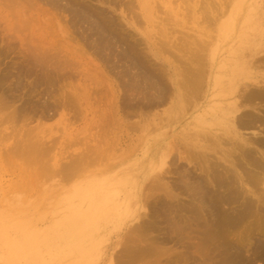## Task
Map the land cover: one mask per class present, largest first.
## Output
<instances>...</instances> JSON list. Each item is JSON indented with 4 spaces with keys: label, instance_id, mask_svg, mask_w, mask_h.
I'll list each match as a JSON object with an SVG mask.
<instances>
[{
    "label": "rangeland",
    "instance_id": "rangeland-1",
    "mask_svg": "<svg viewBox=\"0 0 264 264\" xmlns=\"http://www.w3.org/2000/svg\"><path fill=\"white\" fill-rule=\"evenodd\" d=\"M4 1L5 0H0V65H1L0 66V76H1V78H0V97H1V99L0 100L3 99L2 101H0V104L2 107V109L0 108L1 109L0 115H2V113L8 114L7 112L9 111V113H10L11 112L10 110L12 109L14 112L16 110V113H13V111L11 113H13V115L15 114L16 118H18V116L20 114H22V112L25 111L24 112L25 114L23 113L21 115V117L22 116H23L22 118L26 117L27 120L25 118L24 119H22V118H18V119L14 118L13 119L11 117H14V116L10 113V114H8L9 116L7 115L9 119L4 122L3 119L6 118V116H5L6 114L0 116V120L2 119L1 122L3 121V123L0 122L1 123L0 127L2 126L0 128V264H125V263L126 264H129V263L135 264L134 261L138 264H142V263L143 264H146V263L151 264L152 263L151 261H153L152 264H155V263L156 264H167V263L168 264H186V263L187 264H193L192 262H194V264H216V262H217V264L218 263L220 264V258H218V256H220L221 254H223V256H227V254H229V253H227L229 247L227 248L228 245L226 243H225V246H226L225 248H227L226 251L224 250L225 248H223L221 250L216 249V245L217 246L219 245V241H216L215 239H213V241L209 240V239H211V236L208 237L206 234V231H204L207 228H204V227L201 228L200 227L199 228L200 231H198V228L196 227V225H194L193 227H188V228L184 227L183 228L184 233H183V231H181L182 230L181 229L179 231L180 233L178 232V234H179L178 235L177 233H175L173 231V229L171 230L169 222H170V224H172V220L174 218L173 216H175L177 207L180 204H181L180 206H182L185 203L186 206L184 205V207L189 206V205H187V203L190 204L189 203L190 199L188 198V194L186 195V194H184L185 192L182 191L183 190L182 188L184 185H182L183 182H181L182 181L181 179H182L184 172L186 171L185 169H190L189 171H192L191 167L193 168V166H194L195 169L192 171V172H194L196 170V166L198 165V163L195 165H192V164H189L186 160H184V157H186L188 155L186 153L187 152L186 149H188V146L189 145L205 146L206 149L211 148V147L213 149V145L211 142H213V140L215 141L214 137H217L219 139H222L221 141L223 143L225 141V144L226 143L228 144V145H225V144L222 145V147L224 146L223 149L224 148L226 149V147H229V145H230L227 142L228 138L233 137L230 133V130L224 124L225 122L221 118L222 115H221V112H219L220 110L217 109L218 107H212V109L214 108V111H211V109L207 110L204 108L198 110L199 107L195 108L193 103L195 102L196 105H200L202 102H204L205 99L204 100H202V99L204 98V96L207 95V93L208 94H212V93L218 94L221 92L222 88L223 89L225 88V86L227 85V83L230 82V80L238 81L240 79L241 75L245 76V73L242 71H241V73L239 71H234L233 75L230 77L229 76L230 75L229 70H226V71L225 70H219V69H217V67L219 68L221 66V64H224V63L228 62L229 60H234V58L237 59L238 57L243 56V55H246V56L250 55L253 51L259 53V55L256 57L257 59H259L258 62L256 63V66L258 67L260 65L259 67H261V68L260 69L255 68L252 71V73L254 74V72H255L260 77H262V76L264 77V66H262V65H264V60H261L262 57H260V56L264 55L263 54L264 53V36L262 37V33H264V0H243L244 3L241 0H236V1L233 0V2L228 0V1H230L229 3L226 0H204V1L191 0V2H190V0H187V3L184 2V0H114L115 2L113 0H104V1L103 0H94V2H93V0H62V2H61V0H56V1L55 0H49V1L48 0H40V1L39 0H36V1L32 0L33 2L31 1L32 2L31 3L29 0L26 3H30V4L36 3V5L33 4L36 8L33 6L35 8V10H32L34 8H32V6L31 7L29 6L31 8V10H30L28 5H24V3H23V6L25 8L28 7V9H26V10L24 8L25 12L22 10L23 8L19 5H17L15 8L10 6L13 1L10 0L11 3L8 0H6V2H4ZM20 1L22 3L23 0H20ZM54 1L58 4L54 5V3H55ZM63 1L65 2V4ZM69 1H70L71 6L69 4ZM173 1H175V2H173ZM23 2H25V1H23ZM60 2H61L60 7H63V8H60L58 6L60 4ZM76 2H77V4H75ZM78 2L79 3L83 2L85 6L83 5L84 6L83 7L82 6L83 3H81V5H80ZM87 2H88V4H87ZM128 2H129V5H126L127 6L126 7L125 4H127ZM183 2L186 3V5ZM201 2H202V4H201ZM203 2H204V4L206 3L205 5L208 4L207 8H205V6L203 5ZM211 2H213V3H211ZM16 3H19V1L16 0L15 5H16ZM44 3H45V5H44ZM52 3H53V5H52ZM5 4L8 6H6ZM50 4H51V6H50ZM66 4L68 6H70V8ZM130 4H132V5H130ZM133 5H135V6H133ZM201 5H203V6H201ZM4 6H6L7 8ZM53 6H58L59 8L53 7ZM64 6H65V8H64ZM129 6L130 7L132 6V8H130ZM181 6L183 7V9ZM188 6H190V7H188ZM208 6H210L212 9L209 7L210 8V10H209ZM8 7H10V8L8 9ZM20 7H21V9H19ZM51 7H53L54 9ZM86 7H88V8H86ZM155 7H156V9H155ZM203 7L205 9V10H203L204 12L200 11L203 9ZM45 8H49V10H50V12H52V14L49 12L47 13L48 9H45ZM73 8H75V9L79 8L81 10H79V9L75 10ZM162 8H163V10H162ZM187 8H188V10H187ZM200 8H202V9H200ZM11 9H12V11H11ZM13 9H14V11H13ZM51 9H53V10H51ZM58 9L60 11L62 9V11L59 12ZM129 9H131V10H129ZM39 10L41 11L42 14H39L40 13ZM54 10L58 11L62 15L60 16V14L57 12V16H56L55 15L56 12ZM174 10H175V12H174ZM186 10L188 12H186ZM189 10L191 11L190 13H192L194 15L190 14ZM197 10L199 13L197 12ZM227 10H228V12H227ZM252 10H254V11H252ZM21 11H23V12H21ZM43 11L46 13L44 14ZM179 11L181 14L179 13ZM211 11H213V12H211ZM33 12H34V14H33ZM73 12L75 14L77 13L78 15H81L83 12L84 15L83 14L81 15L83 17L77 16V14L75 16V14ZM86 12L90 13V14L93 13L92 18L89 16V14L86 15L87 14ZM23 13H26L25 14L26 17L23 15ZM202 13H203V15H202ZM11 14H14L13 17ZM73 14H74L75 18L72 16ZM52 15L55 18L53 20H52V17H53ZM66 15H67V18H66ZM85 15L90 17L89 18L90 21H89V19H87L88 17H84ZM34 16H36V18H34ZM158 16H160V17H158ZM190 16H191V18H190ZM202 16H204V18L206 16L205 21H204V18ZM28 17H29V19H27ZM46 17L48 19H46ZM49 17H50V19H49ZM93 17L94 18L96 17L97 20L102 17V20H98L99 23L101 21L103 22V20L104 21L107 20L108 22H105V23H108V24L105 25V23H102V22L101 23L104 25H102L101 23L100 24L104 28L107 27L109 24L112 25L113 27L109 25L110 28L107 29L109 27L108 26L105 29L107 30V32L111 31L112 33H116V35L114 34L113 37H116L117 40L118 39L121 40L120 44L118 43V44L112 46V47H114L113 49H112V47L111 48L106 47L107 49L101 48L102 53L104 54L102 57L100 56L102 59L101 58L98 59V57H99L98 55H97V57L95 56V54L100 53V51L97 50L100 48L96 46L97 47V49H96V47H95L96 43L93 40V39H96V37H92L93 36L92 32H94V31L92 30V27H91V25L93 24L91 19H94ZM164 17H167V19ZM14 18H15V20H14ZM19 18H20V20H19ZM72 18H74L73 19L74 21H72L74 23L77 22L78 20H80L78 22V25H77V23H75V25H77V26L72 25V22L70 21ZM85 18H86V20H85ZM159 18H161V19H159ZM202 18H203V21H202ZM21 19L24 20L23 22H25V23H21L22 22ZM25 19L29 23H27ZM29 20H31V23ZM54 20L57 22L55 23ZM141 20H142V22H141ZM235 20H236V22H234ZM15 21H17V23ZM58 21H59V23H58ZM60 21H62V22H60ZM65 21H67V24L65 23ZM166 21H168V22H166ZM160 22H161V25H159ZM60 23H63V24H61V26H59ZM89 23H91V24H89ZM260 23H261V26H260ZM21 24H22V26H21ZM24 24H27V25H25V27H28L29 30L24 27ZM118 25H119V27H118ZM121 25H123L125 29H123V26L121 27ZM234 25H235V27H234ZM48 26H50V27H48ZM64 26L66 28H64ZM114 26H115V28L117 26V28H119L121 33L119 32L118 29H115ZM14 27L17 29H15ZM18 27H20V29ZM120 27L122 29H120ZM58 28L59 29L63 28V31H61L62 29L59 31ZM112 28H113V31H112ZM169 28H170V30H169ZM174 28H176V29H174ZM22 30H24V31H22ZM51 30H52V33H51ZM116 30L118 31L119 35L117 34ZM121 30H123V31H121ZM127 30H129V31H127ZM177 30H178V32H176ZM19 31H22V33ZM45 31H47V32H45ZM68 31H70V32L68 33ZM60 32H61L63 38L60 35ZM65 32H67L70 35L66 34ZM122 32H124V33L128 32V33L124 34ZM130 32L132 34L131 36H129ZM172 32H174V33H172ZM64 33L66 34L67 39L64 38L65 37L63 35ZM90 33H92V34H90ZM107 35H108V33H107ZM9 36H11V37H9ZM153 36H154V38H152ZM186 36H188V37L191 36V37L188 39ZM88 37H90V38L92 37L93 39L91 38L92 40L91 39L85 40V38H88ZM130 37H131V39H130ZM142 37H143V40L141 39ZM71 38H73V39H71ZM74 38L76 41L74 40ZM108 38H110L109 35H108ZM136 38H138L140 42L136 43V41H138V40H136ZM26 39H29V40H26ZM62 39L64 41L65 40H67V41L64 42ZM122 39H124V40H122ZM159 39L162 40V42H158ZM58 40H59V45H57ZM88 40L90 41L91 44L88 43L89 42ZM125 40H128V41H125ZM26 41H29L30 43L26 42ZM68 41H69V43H68ZM81 41H82V43H81ZM91 41L94 42V44ZM122 41H125V42H123L124 46L121 45V44H123ZM145 41H146V43L147 42H149V43L146 44ZM179 41H180V44L177 43ZM49 42H50V45L48 44ZM126 42H127L128 46H130L132 44L133 45L132 48L135 49L137 51V53L135 52V50H133L131 48V46L129 48L127 45H125ZM157 42H158V44H157ZM27 43H29L31 45V46L29 45V48L27 45L24 46ZM142 43H144V44L141 45ZM198 43H199V45H198ZM135 44H137V45L139 44L138 45L139 47L136 46ZM172 44L174 47L172 46ZM9 45H11V46H9ZM52 45H54V46H52ZM70 45L73 46L74 48L70 47ZM145 45H147V46H145ZM120 46L123 48V49L121 48V53H123V51L125 53V51L128 50V48H129V50L131 49V51H129V52H131V55H134V56H132L133 58L138 55L134 59V61L138 57H139L138 58L139 61L142 59V61H140L141 64L143 63L142 64L143 66L146 65V69H149L150 72L154 73V76L151 77L152 80L154 79L153 81L151 80V78L147 80L148 82L143 81L144 77L142 78V76L144 74L141 71H139V69H138L139 67H135L134 61L130 57H129V59H130V62H132V64L128 63L129 62L128 58H127L128 61H126V59L121 60V59H118V57L117 58L115 57L118 53L121 54L120 49H119ZM135 46L139 48V52L143 48L142 50H144V51L142 52V50H141V52L143 54H146V55L144 56L142 54L143 56H140L141 53L139 54V52L137 50L138 48H136ZM148 46H149V48H148ZM35 47H38V48H35ZM124 47H126V48L124 49ZM202 47H203V49H202ZM28 49L29 50L30 49H36L34 51H31V50L30 51L32 53L34 52L35 56L37 55V57L40 56V55H38V54H40V52L43 54L44 52L49 50L50 52L49 51L46 52V54L49 53L48 55H46L45 53H44L45 54L44 56L41 55V57L44 58V61H45V59H47L46 56L51 55V57H52L54 55L55 59L52 60L53 63L55 62V60H56V63H55L56 65H57V63H59L62 60H63V62H60V64L65 63V65L64 64H62V65L58 64L60 66L57 65L58 66L57 67V66L53 65V63L50 61L51 58L49 57L48 58L49 61H46V62H50L48 64L52 63L51 66H53V68L54 67L64 68L67 65L66 61H68V65H72V66H69V67L67 66L64 69L66 71H69L67 73L71 72V75L74 74L75 75L74 78H73V76H71L73 78L72 79L70 77V74L66 73L67 75H69L68 77H70V80H69V78H67L66 74H64V75L66 76L67 80L64 76L62 77L63 79H61V78L58 79L57 77L62 76V74H60V73L64 69L60 68L59 69L60 73L54 72V76H53V74H51V73L53 72L52 70H54V69L50 68V70L48 71V69H49L48 66H50V65L45 66L47 63L42 64V63L38 62L40 65L42 64L41 66H42V68H44V70H42L41 66L39 64H36L37 61H40V59L39 60L37 59V61L35 60L36 61L35 64L38 67H35L34 64H33V66L35 68H33V66L31 67V63L34 61L32 59H34L35 57L30 58L29 56H27V53L30 52ZM81 49H82L84 55H83V53L80 54ZM110 49H112L113 51L115 49V51H114L115 54L112 53L113 51H111ZM116 49H118V50H116ZM60 50H62L63 52H59ZM79 50H80V52H79ZM93 50H96L99 52L95 53L96 51L93 52ZM103 50H105L106 53H104ZM106 50H108V51H106ZM70 51L74 52L73 53L74 55L70 54V53H72ZM132 51L135 52L136 55ZM166 51H167V53H166ZM261 51H263V52L261 53ZM31 52L28 55H30ZM64 52H66V53H64ZM85 52H87V53H85ZM109 52H111V53H109ZM77 53L80 54V57ZM223 53H225V54H223ZM55 54H58L57 57ZM64 54H66L67 56L69 55V57H66V55H64ZM32 55L33 54H31L30 56H32ZM185 55L187 58H188V56L190 58L185 59L186 58V57H184ZM24 56H26L27 59ZM60 56L64 57V58L62 59ZM110 56H111V58L114 57L113 58L114 62H113V59H109L112 61L108 60V57H110ZM118 56L120 58V56H122V54L118 55ZM103 57H106V60L109 63L105 60V58H104L105 62H101L103 60ZM28 58H30V59H28ZM43 58H42V62H43ZM65 58H66V60H64ZM149 58H151L150 62L152 63V65L149 62ZM58 59H60V60H58ZM69 59H70V63L73 61L71 64H69ZM117 59L120 61H117ZM4 60H5V62H4ZM27 60L29 62H31L30 60H32V62L29 63ZM76 60L78 62L80 61L81 63L80 62L77 63ZM115 60H116V62H118L119 65L116 64ZM211 61H213V62H211ZM88 62H90V63H88ZM121 62H123V63H121ZM126 62L132 66H128V64L125 65ZM147 62H149V64H147ZM28 63H29V65H28ZM206 63L207 64L209 63L210 65H213V64L215 65L216 70L214 71V74L213 73L210 74L209 67ZM97 64H98V67H97ZM104 64L105 65L108 64L107 67L109 68V71L113 73L112 75L109 74V71H107L108 68L105 67ZM113 64H115L119 68L114 67L115 65H113ZM191 64H192V66H191ZM202 65H204V66H202ZM152 66H154V67H152ZM189 66L191 68L193 67L192 70L195 68L194 69L195 71L193 70V72H195V76L193 75L194 73L190 74L192 71H189V70H191L190 68L188 69ZM70 67L73 68L74 70L69 69ZM129 67H133L131 69H132V71H136V73L131 72V70H129ZM196 67L198 69L203 67V70H204V68H205V70L208 69V70H206V71H208V73L206 71L202 72L200 70V73L201 72H202V74L204 73L203 75H205V73L208 74V76H207V74L205 75L207 77L208 82L206 81V78L205 79L202 78L204 76H201L200 73H198L199 71H196V70H198V69H196ZM57 68H55V69L57 72H59V70ZM88 68H90V69H88ZM100 68H104V69L102 70ZM112 68H115L116 70L114 69L115 70L114 71ZM127 68H128V70H127ZM179 68H181V69H179ZM33 69H35L36 71L34 70L32 72L31 70H33ZM45 69H47V71H45ZM117 69H118V72H117ZM151 69L156 70V73H155V71H152ZM10 70H12V71H10ZM232 70H233V66H232ZM95 71H96L97 75H96ZM99 71L100 72L103 71L104 73H106L105 75H107L108 77L105 76V78H110L111 76L113 77V75L116 74V75H114V77L115 76L116 77L113 80H116V79L117 80L114 82H111V81H113L112 77H111V79H105L102 77L103 72H101V74H100ZM166 71H167V73H166ZM188 71H189V73H188ZM46 72H47V74H46ZM160 72L162 74L159 75ZM180 72L182 74L186 73L187 75L185 74L182 76V74ZM196 72L201 77V79H203L204 83L206 84V85L204 84L206 88L204 86L202 87L203 84L201 86L195 85L193 90L188 92L190 90L189 84H190L191 80L195 81V78H196V80L198 79L201 81L200 77L196 74ZM40 73L43 75H41ZM62 73H63V71H62ZM118 73L120 75L119 76L120 79L118 77ZM126 73L127 74L129 73V75L127 76ZM140 73H142L141 76H137V74L140 75ZM168 73H170V75ZM9 74H10V76H9ZM122 74L124 76H122ZM157 74H158V76H156ZM176 74H177V76H176ZM23 75H24V77H23ZM90 75H94V76L90 77ZM5 76H7V78ZM97 76H99L100 79ZM125 76H126V78H125ZM134 76H135V79L133 81H134L135 85H134L133 81L130 82L132 80L131 78ZM186 76L187 77L190 76V78H189L190 80ZM196 76H198L199 78ZM216 76L218 77V80L220 82L219 84H217L218 87H220V88H218L216 86L217 88L215 90L213 88L215 87L214 85L216 82L214 83V80H216V78H217ZM10 77H11V79H10ZM121 77H124V78H121ZM50 78L52 81L49 80ZM128 78H130V79H128ZM183 78H187L189 80V82L187 79L185 80ZM192 78H194V79H192ZM6 79H9L10 81L6 80ZM18 79H19V82L22 79L20 83L18 82ZM140 79H142V80H140ZM107 80H108V82H106ZM109 80H111V81H109ZM136 80H139L140 82L138 83ZM159 80L160 81L163 80L162 83ZM172 80H175V81L177 80L178 83H179V80H180V82L184 81L183 83L179 84L180 86H178V89L180 91H182V92L185 91V92L189 93L190 95H191V93L192 94L194 93L192 96V99L189 100V102L187 101L188 104L190 103V101H192L190 103L191 105H188L187 102H184L183 104L185 107H183V110H180V112H176V110H174L173 105H174L175 99L173 96L174 88L171 85ZM28 81H29V84H28ZM50 81L54 84L50 83ZM118 81H119V83H118ZM155 81H157L158 83H156ZM185 81H187V82H185ZM203 81H201L200 84ZM102 82H103V84H102ZM109 82L111 83V85H109L110 84ZM121 82H123V83H121ZM125 82L128 83V85ZM129 82H130V84H129ZM154 82L156 83V85ZM69 83L71 84V86ZM124 83L126 84L125 87L120 86V84L123 85ZM131 83L133 84V86L131 85ZM140 83H142V84H140ZM146 83H149V84H146ZM19 84L22 87L18 86ZM64 84H66V86ZM115 84L119 85V86H116ZM208 84H210V85L208 86ZM222 84H223V86H222ZM61 85H64V86H61ZM73 85L74 86L76 85V87H75L76 90L74 89ZM150 85H153L155 87H157L158 85H162V86L164 85V87H166L165 89H167V91L165 93V90L163 92V90H161V86H158L160 88V89L159 88L158 89L161 90L160 91L161 93H159L160 98H163V96L166 97L160 105L159 104L156 105L157 103L160 102V101L158 102L157 99H155V96H158L157 93H155L156 95L153 94V96L150 95L151 97H153L152 98L153 100H151L150 96L147 97L148 99H146V97H144V96H146V94L145 95H143V94L146 92L147 88H149ZM182 85H186L187 87L186 86L183 87ZM36 86H38V87H36ZM48 86H50V87H48ZM12 87H14V88H12ZM53 87H55V88H53ZM72 87H73V89H72ZM109 87L111 88L110 89L111 91H109ZM134 87L136 90L134 89ZM138 87H139V89H137ZM20 88H21V90H20ZM77 88H79L80 91L77 90ZM130 88H131V90H130ZM132 88L134 89V92H133ZM200 88H201V90H200ZM202 88L203 89L205 88V89L202 90ZM7 89H9V90H7ZM17 89H18V91H17ZM53 89H54V91H53ZM59 89H61V91H62L61 94H60L61 91ZM86 89H88V90H86ZM101 89H102V91H101ZM127 89H128V91H127ZM141 89H144L143 90L144 93ZM93 90H96L97 95L95 94V91L93 93ZM15 91H17V92H15ZM108 91H109V94L111 92L110 95H108ZM129 91H131V92H129ZM203 91H206V92H203ZM15 93H17V94H15ZM59 94L60 95L63 94L62 95L63 97H61ZM114 94L116 97L114 96ZM167 94H170V95L167 96ZM195 94H197V97H201L202 99L199 98V100H198L197 97H196L197 98L196 99L194 97ZM52 95H53V99L51 97ZM71 95L74 96V99L77 100L78 103L75 102V100H73ZM36 96H39L38 99ZM41 96H43V97H41ZM68 96H71V97H68ZM126 96L128 97L127 98L128 100L126 99ZM57 97H59V98H57ZM104 97H107V98L104 99ZM111 97H112V99H111ZM118 97H119V99H117ZM129 97L134 98V99L137 98V100L134 101V99H129ZM149 97H150V99H149ZM19 98H22V99H19ZM66 98H67V100L65 103ZM69 98L72 99L71 102L68 101ZM113 98H114L115 102H114ZM138 98H140L139 102H138ZM28 99H29V101H28ZM97 99L99 101H97ZM124 99H126L127 101H129V100H131V101L133 100V101L132 102L130 101L127 104L125 103V105H126L125 106V105H123L124 102L126 101ZM220 99H222V98H220ZM220 99L218 98V100H220ZM116 100L119 101L120 104H122L121 108H120L119 103L116 102ZM123 100H124V102H123ZM149 100H150V102L151 101L153 102L152 105L149 104L150 102L148 103L150 106L147 104V102ZM39 101L40 102L43 101V102L39 103ZM53 101H54V103H53ZM109 101L112 104L116 103L115 106H113V107H115L114 108L115 110L112 109L113 107L110 105L111 103ZM121 101H122V103H121ZM142 101H145L144 102V103H146V104H144L145 106L142 104ZM2 102H3V104H6L7 106L6 105L2 106ZM5 102H7L8 104ZM137 103L139 106L137 105ZM140 103H141L142 111L140 109L141 108ZM108 104H109V107L111 110L109 109ZM153 104H154V106H153ZM128 105H131L130 106L131 108L127 107ZM262 105H264V103H262ZM14 106H17V109ZM134 106L138 107L139 109L138 108H134V109L135 110L138 109L139 111H141V113L138 112V110L133 111L132 108ZM5 107L7 109H5ZM46 107H47V109H46ZM126 107H127V109L128 108L132 109L131 112L132 111L135 112V115L133 112H132L133 115L131 113H130L131 114L130 115L129 112H127V113L124 112L123 109ZM143 107L145 108V110L147 109L146 107H149V109L147 111H145ZM74 108H76V110ZM106 108H108L109 110H107ZM127 109L125 111H127ZM249 109H251V108H249ZM260 109L262 111L264 110V108H261V107H260ZM19 110L21 112L20 114H19ZM113 110L115 112L117 111L119 113L118 114L116 112L117 115L115 114L117 118L110 116L111 114L113 115V113H114ZM43 111H45V112H43ZM107 111L108 112L110 111V113H107ZM251 111L253 114L260 115L259 112L254 111L253 109H251ZM75 112H76V114H75ZM136 112L138 113V116L136 115L137 114ZM142 113H144V114L146 113L145 114L146 116ZM106 114H107V116H106ZM128 114L130 115V117ZM24 115H26V116H24ZM51 115H53V116H51ZM103 115H105L106 117L110 116V118L112 117L111 118L112 120L108 118V121L111 120L112 122L109 121L110 124H107V122H106L107 118L106 117L103 118L102 117ZM77 116H78V119H77ZM31 117H33V118H31ZM38 117H39V119H38ZM40 118L42 119L43 122L41 121ZM71 118H72V120H71ZM101 118H102V120H101ZM10 119L14 120V122L12 121V124H11V122H9ZM19 119H22V122L17 123L19 125H17L18 127H16V120L19 121ZM44 120H46V121H44ZM7 121H8V123H7ZM100 121H102L103 123ZM115 122L118 123V125ZM39 123H42V124L40 125ZM101 123L103 124V126ZM3 124H4V126H3ZM26 124H27V126H30V127L25 128ZM36 124H38L40 126H38ZM121 124H123V125H121ZM35 125H36V127H39V128L34 127ZM11 126L14 127L13 128L14 132L12 131ZM19 126H20V131H18L17 136H16L15 133L19 129ZM33 127H34V129L36 128V130L33 131L34 133L33 132L29 133L30 129L32 131ZM16 128H17V130H15ZM46 128L49 130V131L47 130L48 132L45 130ZM107 128H108V130H107ZM24 130L27 133H29V137H31L30 134H32L34 136V138L32 139V137H31L32 140H30V138L27 137L28 134L24 136L23 135ZM27 130H29V131H27ZM3 131H4V133H3ZM11 132L14 135L11 134ZM241 132L248 134V135H246L247 137H252V136H255V134L258 133L259 130H257V129L244 130V131L241 130ZM49 133H50V135H49ZM9 134L11 136H13L12 137L13 139H14V136H16L18 139L17 141L19 142V140H20V142H19L20 144H21V141L23 140L22 141L23 146L21 145L19 148L21 150L24 147L23 152H25V150H26L25 145H28V143H26V140H29V144H31L30 141L33 144H35V143L36 144L37 143L42 144L43 143L42 144L43 146L41 145L39 149H41V147H45L46 149L48 148L47 149L48 151L46 149H44L43 153H42L44 156V153L47 152L46 154L48 156H46V158H45L47 160H44L45 156L41 157L43 159L41 160V158H40V160H41L40 164L42 163L43 160H44L43 161L44 163H42L41 165L39 164L41 167L39 165H36V167H35L31 164L30 160H28L29 161V163H28L27 160L23 161L24 159H27V158H24V157L21 158L19 156L20 153L22 156V150L21 151L17 150L20 153H18L17 151H16L17 153L15 152V154L10 153L11 151L12 152L14 151L13 149H15L14 146H16V144H15L16 138H15V140H13L11 138L13 140L12 141L10 139ZM221 134H222V136H221ZM223 134H224V137H223ZM59 135H61V136H59ZM97 135H100V136H97ZM3 136H4V140H2ZM6 136H7V138H9V140L6 138ZM22 136H24L23 137L24 139L21 138ZM94 136H96V138ZM59 137H61V138H59ZM102 137H103V139L100 140V138H102ZM205 137L210 139V140H207ZM41 138H43V139L41 140ZM55 139H57V142L55 141ZM36 140H37V142H35ZM18 142H17V144L19 145ZM55 142H56V144H55ZM45 143H47L46 146H44ZM52 143H54V145H52ZM73 143H74V146H73ZM32 145H31V147H27L28 148L27 150H29V148H32ZM11 146L13 147V149ZM34 147L35 146H33V148ZM50 147H52L53 149H51ZM54 147H55V149H54ZM97 147L99 148L100 152L98 151ZM10 148H11V150H10ZM173 148H179L178 150L180 151V156H179L177 151L176 152L173 151ZM95 150H96V152L93 153ZM40 151H39L38 155L41 154ZM4 152H6V153L4 154ZM49 152H51V153H49ZM81 152H82V155H84L85 153L88 155L89 154L88 152H91V154H89V156L91 158H97V159H95V161H97V163L93 159L91 160V158H90V161H94V162H91L92 163L91 164L89 162V160H88L89 163L86 161V164H88V165L84 164L83 166H81L83 171L80 170L79 172L75 173L74 175L70 174V176L72 175L71 177L69 175H66L65 172H61V171H59V172L63 175H60V173H59L58 175H60V176H57L58 172L55 175V170L57 168H58V170L61 169L60 167H62V165L64 166V164L71 162L72 159L75 158V156H79V154L81 155ZM181 153H182V155H181ZM212 153H214L211 156L212 159L219 158V156L215 154L216 153L215 151H212ZM82 155H81V157H83ZM39 157H40V155H39ZM181 157H182V159H181ZM19 158L23 159V160L21 161ZM29 159H31V158H29ZM51 159H53V160H51ZM46 163H48V165H46ZM175 163H177V165H182V166L176 167V165H174ZM38 166L40 168H38ZM42 166H44V167H42ZM47 167H49L50 171H48ZM174 167L176 169L178 168L177 170L180 171V173L178 172L179 174L177 173V170H175ZM181 167L182 168L184 167L185 169H183L181 171ZM37 168H38V171H36ZM168 169L170 172L171 171H173V172L170 173L168 171ZM28 170H29V172H28ZM196 171H198L197 174L200 173L199 170H196ZM196 171L194 173H196ZM49 172H51L52 174ZM181 172L183 174H181ZM168 173H170V174H168ZM156 175H158L160 179H155L156 183H154L153 188L150 190L151 191L150 192L148 190V187L151 185L152 180L156 177ZM164 175L165 176L167 175V176L165 177ZM163 176H164V178H163ZM51 177H52V179H51ZM60 178H61V180H60ZM66 178L68 180H66ZM174 178H175V180H174ZM109 179H113L117 185L118 184L121 185L118 188V190L121 192L122 195L129 196L130 199L135 200V201H133L134 203H133L131 210H126V213H124L123 217L117 216V215L113 216L112 214H110L106 217L101 218L99 221H97V220L94 221L95 222L94 225L93 224H90L87 226L84 225L80 228V226L78 224V222H80V221H78V219H77V214H79V212L81 210L85 209V207H86L85 203L88 202L87 199H89V197L91 196L93 191H96V189L93 188V184L96 183L97 180H99L101 182H103V181L106 182V180H109ZM176 179L178 182L179 181L180 182L178 183L176 181ZM125 180H127V181H125ZM141 182H142V185L140 186ZM164 185H166V186H164ZM171 185H172L173 189H171ZM176 185H178L180 190H178ZM180 185H182V186H180ZM154 186H156V188ZM157 186H159V187H157ZM140 188H142V189L138 195L137 193H138V190ZM261 190H262V188H261ZM181 191L183 192V194H180ZM166 192L170 193V194H168V196L171 194L172 195L178 194L177 198L179 200L177 201L175 199L174 202L180 203V200H181V203L175 204L173 202V200H171L170 197L168 198L166 196L167 195ZM262 192H264V190H262ZM146 197H147V199H146ZM153 197H155V198H153ZM158 197H160V198H158ZM166 197H167V199H165ZM138 200H139V203H138ZM147 200H149V201H147ZM170 202L173 204V206ZM170 205L172 206V208ZM168 207H169V209L171 208V210H169ZM165 209H166V211H165ZM178 209H184V208L178 207ZM158 210L160 212H163V213H160ZM167 210H169L168 215H167V213H165V212H167ZM153 211H154V213H153ZM148 214H149V216H147ZM181 214L185 215V211H182ZM177 216L179 217V213H177ZM177 216H175V217H177ZM162 217H164V219ZM169 217L171 219H169ZM144 220H146L145 222L147 224L144 222ZM153 222H155V223H153ZM160 223H162V224H160ZM135 225H136V229H135ZM168 225H169V227H168ZM157 226L159 228H157ZM142 227L143 228L145 227V228L143 229ZM149 227H152V228L149 229ZM165 228H166V230H165ZM168 228L170 231L168 230ZM191 231L193 232L191 235L192 237L190 236ZM194 231H195V234H194ZM165 232H166V234H165ZM156 233H158V235H156ZM199 233H200V235L202 233V236L205 237L204 239H207L206 244H205V240H202V243L200 242L201 239L198 236ZM143 235H145V237ZM226 235L228 236V239H229V237H231L230 235H232V234H230V233L228 234V232H227L226 234H224V236H226ZM136 237L138 240L136 239ZM171 237H172V239H171ZM184 237H185V239H184ZM233 237L234 236H232V238ZM139 238L141 241L139 240ZM148 238H151L152 240H150ZM134 239H135V241H134ZM223 239H225V237ZM228 239L226 238L225 241L226 240H227L226 242L233 241V239L232 240L231 239L228 240ZM132 240H133V242H132ZM142 240L144 243L142 242ZM208 240H209V242H208ZM139 241L141 243L140 245H139V243H137ZM193 241H194V243H193ZM185 242L187 245L185 244ZM199 242L201 243V245L199 244ZM133 243H136V244H133ZM151 244H152V246H151ZM132 245H133V247H132ZM144 245H147L148 247L144 246ZM152 247H155V248H152ZM141 248H142V250H141ZM217 248H219V247H217ZM152 249H154V250H152ZM187 249H189V250H187ZM202 249L204 252L203 254H201ZM211 250H212V252H211ZM218 250H219L218 253H220V255L217 254ZM143 251L146 252L147 254H145ZM133 252H135V254ZM192 252L196 256L194 254H192ZM141 255H142V257H139ZM175 255H177V257ZM173 256H175V257L173 258ZM192 256H194V257H192ZM135 258H140V259L136 260ZM186 258H187V260H185ZM214 258H216V259H214ZM249 258H250L249 264H253V263L254 264H259V263L264 264L263 263L264 257H262V258L258 257L257 258L256 256L249 254ZM138 260H140L139 261L140 263L138 262ZM260 260H262L263 262L262 261L260 262ZM172 261L174 263H172ZM252 261H253V263H252Z\"/></svg>",
    "mask_w": 264,
    "mask_h": 264
},
{
    "label": "bare ground",
    "instance_id": "bare-ground-1",
    "mask_svg": "<svg viewBox=\"0 0 264 264\" xmlns=\"http://www.w3.org/2000/svg\"><path fill=\"white\" fill-rule=\"evenodd\" d=\"M8 1H10V0H8ZM7 1V2H8ZM11 1H13L12 2V4L10 5V6H12V7H16L17 5H19V6H21L23 9V11L25 12V10L26 9H28V7L30 6H32V8H34L35 6L34 5H36V3H33V4H30V3H26V2H28L29 0H23V1H25V2H23L22 1V3H21V1L20 0H18L19 1V3H16V5H15V2H16V0L14 1V0H11ZM11 1H10V3H11ZM32 0H30V2H31ZM33 1H36V0H33ZM32 1V2H33ZM40 1V0H39ZM49 1V0H48ZM56 1V0H55ZM54 1V2H55ZM104 1V0H103ZM114 1V0H113ZM201 1H204V0H201ZM228 3L230 2V1H232L233 2V0H230V1H228V0H226ZM236 1V0H235ZM241 1H243V0H241ZM4 2H6V0L4 1ZM31 2V3H32ZM44 2V1H43ZM42 2V3H43ZM53 2V3H54ZM59 2V1H58ZM61 2H62V0H61ZM61 2H60V4L58 5L59 7H60V5H61ZM64 2V1H63ZM84 2V1H83ZM83 2H78L80 5H81V3H83ZM93 2H94V0H93ZM115 2V1H114ZM134 2V1H133ZM159 2V1H158ZM162 2V1H161ZM173 2H175V1H173ZM184 2H186L187 3V0H184ZM183 2V3H184ZM190 2H191V0H190ZM9 3V2H8ZM14 3V4H13ZM23 3H24V5H28V7L27 8H25L24 6H23ZM41 3V2H40ZM39 3V4H40ZM53 3H52V5H53ZM73 3V2H72ZM169 3V2H168ZM186 3H184L185 5H186ZM211 3H213V2H211ZM239 3V2H238ZM237 3V4H238ZM243 3H244V1H243ZM21 4V5H20ZM38 4V3H37ZM49 4V3H48ZM55 4H58V3H54V5ZM64 4H65V2H64ZM69 4H70V1H69ZM75 4H77V2L75 3ZM87 4H88V2H87ZM115 4V3H114ZM118 4V3H117ZM116 4V5H117ZM201 4H202V2H201ZM206 4V3H205ZM204 4V2H203V5L205 6V8H207V5H205ZM4 5V4H3ZM6 5V4H5ZM44 5H45V3H44ZM67 5V4H66ZM79 5V6H80ZM84 5V3L82 4V6ZM126 5H129V2L127 3V4H125V6ZM130 5H132V4H130ZM203 5H201V6H203ZM218 5V4H217ZM230 5V4H229ZM6 6H8V5H6ZM6 6H4V7H6ZM18 6V7H19ZM34 6V7H33ZM48 6V5H47ZM50 6H51V4H50ZM49 6V7H50ZM58 6H53V7H58ZM68 6V5H67ZM70 6H71V4H70ZM70 6H68L69 8H70ZM81 6V7H82ZM85 6V5H84ZM83 6V7H84ZM133 6H135V5H133ZM157 6V5H156ZM166 6V5H165ZM200 6V7H201ZM214 6V5H213ZM21 7L19 8V9H21ZM29 7V9L31 10V8ZM53 7H51V8H53ZM58 7V8H59ZM82 7V8H83ZM127 7V6H126ZM130 7V6H129ZM182 7V6H181ZM188 7H190V6H188ZM210 6H208V9L210 10V8H209ZM215 7V6H214ZM230 7V6H229ZM228 7V8H229ZM7 8V7H6ZM10 7H8V9H9ZM24 8H25V10H24ZM36 8V7H35ZM35 8L34 9H32V10H35ZM44 8V7H43ZM42 8V9H43ZM60 8H63V7H60ZM64 8H65V6H64ZM67 8V7H66ZM86 8H88V7H86ZM101 8V7H100ZM125 8V7H124ZM130 8H132V6L130 7ZM153 8V7H152ZM158 8V7H157ZM176 8V7H175ZM174 8V9H175ZM186 8V7H185ZM220 8V7H219ZM242 8V7H241ZM45 9H48L49 10V8H45ZM54 9V8H53ZM53 9H51V10H53ZM73 9H75V8H73ZM77 9V8H76ZM75 9V10H76ZM79 9V8H78ZM77 9V10H78ZM155 9H156V7H155ZM159 9V8H158ZM182 9H183V7H182ZM190 9V8H189ZM200 9H202V8H200ZM212 9V8H211ZM47 10V13L49 12V13H51L52 14V12H50V10L48 11ZM79 10H81V9H79ZM84 10V9H83ZM91 10V9H90ZM129 10H131V9H129ZM161 10V9H160ZM159 10V11H160ZM162 10H163V8H162ZM161 10V11H162ZM187 10H188V8H187ZM186 10V12H188ZM191 10V9H190ZM189 10V13L191 12ZM203 10H205L204 9V7H203V9L202 10H200V11H203ZM11 11H12V9H11ZM13 11H14V9H13ZM23 11H21V12H23ZM29 11V10H28ZM40 11V10H39ZM46 11V10H45ZM55 11V10H54ZM58 11L59 12H61L62 11V9H61V11L58 9ZM58 11H55L56 12V16H57V12ZM67 11V10H66ZM92 11V10H91ZM94 11V10H93ZM97 11V10H96ZM133 11V10H132ZM157 11V10H156ZM158 11V12H159ZM166 11V10H165ZM184 11V10H183ZM232 11V10H231ZM252 11H254V10H252ZM44 12V11H43ZM58 12V13H59ZM72 12V11H71ZM76 12V11H75ZM95 12V11H94ZM105 12V11H104ZM164 12V11H163ZM174 12H175V10H174ZM182 12V11H181ZM197 12H198V10H197ZM204 12V11H203ZM209 12V11H208ZM207 12V13H208ZM211 12H213V11H211ZM225 12V11H224ZM227 12H228V10H227ZM12 13V12H11ZM29 13V12H28ZM46 12H44V14H45ZM64 13V12H63ZM70 13V12H69ZM74 13V12H73ZM80 13V12H79ZM87 13V12H86ZM85 13V14H86ZM96 13V12H95ZM98 13V12H97ZM167 13V12H166ZM179 13H180V11H179ZM184 13V12H183ZM188 13V14H189ZM199 13V12H198ZM15 14V13H14ZM14 14H11L12 15V17H13V15ZM25 14L26 13H23V15L25 16ZM33 14H34V12H33ZM39 14H42L41 13V11H40V13ZM43 14V15H44ZM60 14V13H59ZM75 14V13H74ZM74 14L72 15L73 17H74ZM77 14V13H76ZM76 14H75V16H76ZM81 14V13H80ZM82 14H83V12H82ZM81 14V15H82ZM89 14V16L92 18V15H93V13L92 14H90V13H87L86 15H88ZM181 14V13H180ZM190 14H192V13H190ZM225 14V13H224ZM54 15V14H53ZM52 15V16H53ZM62 14H60V16H61ZM81 15H78L77 14V16H81ZM84 15V14H83ZM84 16V17H88L87 19H89L90 17L89 16ZM151 15V14H150ZM165 15V14H164ZM183 15V14H182ZM186 15V14H185ZM192 15H194V14H192ZM202 15H203V13H202ZM16 16V15H15ZM20 16V15H19ZM47 16V15H46ZM51 16V17H52ZM59 16V15H58ZM69 16V15H68ZM207 16V15H206ZM206 16H205V18H204V16H202L203 18H204V21H205V19H206ZM211 16V15H210ZM216 16V15H215ZM223 16V15H222ZM26 17V16H25ZM81 17H83V16H81ZM103 17V16H102ZM102 17L101 18H99L98 20H102ZM158 17H160V16H158ZM185 17V16H184ZM195 17V16H194ZM213 17V16H212ZM34 18H36V16H34ZM66 18H67V15H66ZM65 18V19H66ZM71 18V17H70ZM75 18V17H74ZM74 18H72L70 21L72 22V21H74L73 19ZM94 18V17H93ZM104 18V17H103ZM115 18V17H114ZM134 18V17H133ZM164 18H166L167 19V17H164ZM190 18H191V16H190ZM203 18H202V21H203ZM214 18V17H213ZM216 18V17H215ZM17 19V18H16ZM27 19H29V17L27 18ZM46 19H48L47 17H46ZM49 19H50V17H49ZM53 19H55L54 18V16L52 17V20ZM57 19V18H56ZM95 19V20H94ZM94 19H91L92 20V22H93V24L95 25H91V27H92V30L94 31V32H92V33H90V34H92L93 36L92 37H96V39H93L92 37V39L94 40V42L96 43V45H95V47L97 46V47H99L100 49H97V47H96V49L97 50H99L100 51V55L97 53V52H99V51H96V50H93V52L94 51H96L95 53H97V54H95V56L97 57V55L99 56L98 57V59L99 58H101L104 54L102 53V49L101 48H103V49H107L106 47H109V48H111L112 46H114V45H116V44H120V42H121V40L120 39H118L117 40V38L116 37H113V35L115 34L116 35V33H112L111 31L110 32H107V30L105 29V28H107V27H103L102 25H104V24H102V23H105V22H108L107 20H103V22L100 24L99 23V21L97 20V18L95 17ZM112 19V18H111ZM110 19V20H111ZM145 19V18H144ZM159 19H161V18H159ZM165 19V20H166ZM170 19V18H169ZM208 19V18H207ZM222 19V18H221ZM14 20H15V18H14ZM19 20H20V18H19ZM22 20V19H21ZM26 20V19H25ZM37 20V19H36ZM58 20V19H57ZM85 20H86V18H85ZM97 20V21H96ZM116 20V19H115ZM171 20V19H170ZM181 20V19H180ZM210 20V19H209ZM218 20V19H217ZM24 20H22V22L21 23H25V22H23ZM30 21V23H31V20H29ZM43 21V20H42ZM80 20H78L77 22H75V23H77V25H78V22H79ZM84 21V20H83ZM89 21H90V19H89ZM117 21V20H116ZM164 21V20H163ZM173 21V20H172ZM207 21V20H206ZM213 21V20H212ZM16 23H17V21H15ZM26 22H27V20H26ZM54 22L56 23L57 21H55L54 20ZM60 22H62V21H60ZM70 22V23H71ZM141 22H142V20H141ZM166 22H168V21H166ZM165 22V23H166ZM234 22H236V20L234 21ZM27 23H29V22H27ZM58 23H59V21H58ZM57 23V24H58ZM65 23L67 24V21H65ZM75 23L74 22H72V25H74V26H77V25H75ZM170 23V22H169ZM210 23V22H209ZM215 23V22H214ZM220 23V22H219ZM222 23V22H221ZM61 24H63V23H60V25L59 26H61ZM65 24V25H66ZM89 24H91V23H89ZM106 24H108V23H105V25ZM129 24V23H128ZM173 24V23H172ZM213 24V23H212ZM25 25H27V24H24V27H25ZM56 25V24H55ZM120 25V24H119ZM119 25H118V27H119ZM124 25V24H123ZM123 25H121V27L123 26ZM159 25H161V22L159 23ZM158 25V26H159ZM170 25V24H169ZM174 25V24H173ZM18 26V25H17ZM21 26H22V24H21ZM83 26V25H82ZM94 26V27H93ZM110 26H112V25H110ZM110 26L107 28V29H109L110 28ZM126 26V25H125ZM168 26V25H167ZM198 26V25H197ZM260 26H261V23H260ZM16 27V26H15ZM14 27V28H15ZM23 27V28H24ZM48 27H50V26H48ZM113 27V26H112ZM120 27V29H122ZM161 27V26H160ZM234 27H235V25H234ZM19 29H20V27H18ZM25 28H27L28 29V27H25ZM64 28H66L65 26H64ZM74 28V27H73ZM76 28V27H75ZM114 28H115V26H114ZM167 28V27H166ZM15 29H17V28H15ZM59 29V28H58ZM62 29V30H61ZM61 29H59V31L61 30V31H63V28H61ZM77 29V28H76ZM115 29H118L119 30V28H117V26H116V28ZM123 29H125L124 28V26H123ZM174 29H176V28H174ZM25 30V29H24ZM24 30H22V31H24ZM29 30V29H28ZM87 30V29H86ZM111 30V29H110ZM164 30V29H163ZM169 30H170V28H169ZM172 30V29H171ZM234 30V29H233ZM22 31H19V32H21L22 33ZM58 31V30H57ZM76 31V30H75ZM112 31H113V28H112ZM121 31H123V30H121ZM126 31V30H125ZM127 31H129V30H127ZM165 31V30H164ZM18 32V31H17ZM45 32H47V31H45ZM70 31H68V33H69ZM87 32V31H86ZM116 32H117V34H118V31L116 30ZM119 32H120V30H119ZM169 32V31H168ZM176 32H178V30L176 31ZM180 32V31H179ZM51 33H52V30H51ZM58 33V32H57ZM66 34H68L67 32H65ZM63 34L65 37V39H67L66 38V34ZM107 33H108V35L110 36V38H108V35H107ZM121 33V32H120ZM122 33H124V32H122ZM126 34L128 33V32H125ZM124 33V34H125ZM172 33H174V32H172ZM141 34V33H140ZM184 34V33H183ZM60 35L62 36V34H61V32H60ZM68 35H70V34H68ZM73 35V34H72ZM119 35V34H118ZM132 34H131V32H130V35L129 36H131ZM169 35V34H168ZM12 36V35H11ZM11 36H9V37H11ZM43 36V35H42ZM46 36V35H45ZM76 36V35H75ZM142 36V35H141ZM167 36V35H166ZM173 36V35H172ZM264 36V33H262V37ZM14 37V36H13ZM12 37V38H13ZM68 37V36H67ZM72 37V36H71ZM81 37V36H80ZM118 37V36H117ZM169 37V36H168ZM167 37V38H168ZM188 39L191 37H188V36H186ZM29 38V37H28ZM62 38H63V36H62ZM83 38V37H82ZM90 37H88V38H85V40L86 39H91ZM152 38H154V36L152 37ZM30 39V38H29ZM29 39H26V40H29ZM69 39V38H68ZM71 39H73V38H71ZM91 39V40H92ZM130 39H131V37H130ZM142 40H143V37L141 38ZM157 39V38H156ZM13 40V39H12ZM15 40V39H14ZM25 40V39H24ZM63 40V39H62ZM74 40H75V38H74ZM122 40H124V39H122ZM136 40H138V41H136V43L137 42H140L139 41V39L138 38H136ZM167 40V39H166ZM176 40V39H175ZM178 40V39H177ZM45 41V40H44ZM64 41V40H63ZM65 41H67V40H65ZM64 41V42H65ZM76 41V40H75ZM89 41V40H88ZM87 41V42H88ZM125 41H128V40H125ZM125 41H122V43L123 42H125ZM172 41V40H171ZM26 42H29V41H26ZM43 42V41H42ZM46 42V41H45ZM44 42V43H45ZM92 42V41H91ZM94 42H92L93 44H94ZM135 42V41H134ZM158 42H162V40H160L159 39V41ZM158 42H157V44H158ZM164 42V41H163ZM175 42V41H174ZM197 42V41H196ZM30 43V42H29ZM29 43H27V44H25L24 46H28V48H29ZM68 43H69V41H68ZM75 43V42H74ZM81 43H82V41H81ZM88 43H90V41L88 42ZM87 43V44H88ZM145 43H146V41H145ZM149 42H147L146 44H148ZM178 44H180V41L179 42H177ZM176 43V44H177ZM43 44V43H42ZM47 44V43H46ZM45 44V45H46ZM49 45H50V42L48 43ZM85 44V43H84ZM91 44V43H90ZM89 44V45H90ZM144 43H142L141 45H143ZM40 45V44H39ZM57 45H59V40H58V44ZM61 45V44H60ZM66 45V44H65ZM122 46H124V43L123 44H121ZM125 45H127L128 46V44H127V42H126V44ZM136 46H138L137 44H135ZM140 45V46H141ZM150 45V44H149ZM168 45V44H167ZM198 45H199V43H198ZM197 45V46H198ZM202 45V44H201ZM9 46H11V45H9ZM15 46V45H14ZM31 46V45H30ZM52 46H54V45H52ZM88 46V45H87ZM94 46V45H93ZM126 46V47H127ZM131 46V48H132V44L130 45ZM130 46H128L129 48H130ZM135 46V47H136ZM145 46H147V45H145ZM172 46H173V44H172ZM57 47V46H56ZM63 47V46H62ZM70 47H73V46H71L70 45ZM85 47V46H84ZM90 47V46H89ZM126 47H124V49L126 48ZM139 47V46H138ZM138 47H136V48H138ZM174 47V46H173ZM186 47V46H185ZM32 48V47H31ZM35 48H38V47H35ZM46 48V47H45ZM74 48V47H73ZM94 48V47H93ZM92 48V49H93ZM114 47H112V49H113ZM116 48V47H115ZM121 46H120V53H121ZM129 48H128V50H126L125 51V53H124V51H123V53H121L122 54V56H120V58H119V56L118 55H121V54H117L115 57L117 58L118 57V59H126V61H128V59H129V57L131 58V59H133V61H134V59L138 56H136V57H132V56H134V55H131V52H129V51H131V49L129 50ZM142 48V47H141ZM145 48V47H144ZM148 48H149V46H148ZM153 48V47H152ZM164 48V47H163ZM218 48V47H217ZM259 48V47H258ZM3 49V48H2ZM40 49V48H39ZM85 49V48H84ZM91 49V48H90ZM112 49H110L111 51H113ZM123 49V48H122ZM133 49V48H132ZM143 49V48H142ZM141 49V50H142ZM176 49V48H175ZM192 49V48H191ZM201 49V48H200ZM202 49H203V47H202ZM13 50V49H12ZM29 50V49H28ZM31 51H34V50H36V49H30ZM29 50V51H30ZM38 50V49H37ZM74 50V49H73ZM78 50V49H77ZM116 50H118V49H116ZM133 50H135V49H133ZM138 50V52H139V48L137 49ZM141 50H140V52H139V54H140V56H145L146 54H143L142 52L144 51V50H142V52H141ZM152 50V49H151ZM30 51V52H31ZM40 51V50H39ZM44 51V50H43ZM47 51H49V50H47ZM46 51V52H47ZM67 51V50H66ZM106 51H108V50H106ZM114 51H115V49H114ZM114 51L112 52V53H114ZM199 51V50H198ZM206 51V50H205ZM232 51V50H231ZM30 52H28L27 53V56H29L30 58H33V57H35L34 59H32V60H36L37 61V59L39 60L40 59V61H37V63H36V61L33 63L32 62V60H30L31 62H29L28 60V62L29 63H31V67L33 66V64H34V66L35 67H38L36 64H39V63H42V64H44V63H47L45 66H47V65H50V66H48L49 67V69H48V71L50 70V68L51 69H54V70H52L53 72L51 73V74H53V76H54V72H56V73H60V68H62V67H59V68H57L58 66H60V65H62V64H64L65 65V63H62V64H60V62H63V60L62 61H60L59 63H57V65L58 64H60V65H56L55 63H56V60H55V62L53 63L52 62V60L53 59H55V57H54V55L51 57V55L50 56H46L47 57V59H45V61H44V58L43 57H41V55H45L46 54V52H44L43 54L40 52V54H38V55H40V56H38L37 57V55L35 56V53L33 52H31V54H33L32 56H30V55H28ZM50 52V51H49ZM59 52H63L62 50H60ZM58 52V53H59ZM70 52H72V51H70ZM79 52H80V50H79ZM78 52V53H79ZM92 52V53H93ZM103 52L104 53H106L105 52V50H103ZM133 52V51H132ZM135 52L137 53V51L135 50ZM135 52H133V53H135ZM152 52V51H151ZM252 52V51H251ZM263 51H261V53H262ZM5 53V52H4ZM8 53V52H7ZM64 53H66V52H64ZM74 52H72V53H70V54H73ZM77 53V54H78ZM81 53H83V51H82V49H81V52H80V54ZM85 53H87V52H85ZM109 53H111V52H109ZM136 53H135V55H136ZM145 53V52H144ZM147 53V52H146ZM166 53H167V51H166ZM169 53V52H168ZM189 53V52H188ZM193 53V52H192ZM19 54V53H18ZM49 54V53H48ZM48 54H46V55H48ZM54 54V53H53ZM60 54V53H59ZM76 54V55H77ZM80 54H78L79 55V57H80ZM115 54V53H114ZM113 54V55H114ZM143 54V55H142ZM148 54V53H147ZM151 54V53H150ZM149 54V55H150ZM171 54V53H170ZM169 54V55H170ZM223 54H225V53H223ZM264 54V53H263ZM56 55V57H57V55L58 54H55ZM63 55V54H62ZM64 55H66V54H64ZM74 55V54H73ZM83 55H84V53H83ZM109 55V54H108ZM148 55V56H149ZM173 55V54H172ZM196 55V54H195ZM259 55V53H257V52H255V51H253L250 55H243V56H240V57H238L237 59H235L234 58V60H229L228 62H226V63H224V64H221V66L218 68L217 67V69H219V70H229V72H230V77L233 75V73H234V71H239L240 73H241V71L242 72H244L245 73V76H240V79L238 80V81H235V80H230V82L229 83H227V85L225 86V88L223 89L222 88V90H221V92L220 93H218V94H214V93H212V94H208L207 93V95L206 96H204V98L202 99L201 97H197V94H195L194 95V97L196 98H198V100H199V98H201L202 100H204V102H202L200 105H196L195 104V102L193 103V105H194V107L196 108H198L199 107V109L198 110H200V109H202V108H204V109H211V111H214V108L212 109V107H218L217 109H219L220 111L219 112H221V115H222V119L224 120V124L227 126V128L230 130V133H231V135L233 136V137H229L228 138V143L230 144L229 145V147H226V149L224 148L223 149V147H222V145H224L225 144V141H224V143L221 141L222 139H219V138H217V137H214V139H215V141L213 140V142H211L212 143V145H213V149H212V147L211 148H208V149H206L205 148V146H194V145H189L188 146V149H186L187 150V156L186 157H184V160H186L189 164H192V165H195V164H197L198 163V165L196 166V170H199L200 171V173L199 174H197V172L198 171H196V173H194V172H192L194 169H195V167L193 166V168L191 167V170L192 171H189L190 169H185L184 167L182 168L181 167V171L183 170V169H185L186 171L184 172V174L181 172V174H183V176H182V181L181 182H183L182 183V185H184L183 186V192H185L184 194H188V198L190 199V204H188L187 203V205H189V206H187V207H184V205H185V203L182 205V206H180L181 204V200H180V203H178V204H180L178 207L180 208H184V209H178V207H177V210H176V214H175V216H177V213H179V217L177 218V217H175V216H173L172 218H173V220H172V224H170V222H169V225H170V227H171V230L173 229V231L175 232V233H177L178 234V232L181 230V231H183V228L185 227H193L194 225H196V227L198 228V231H200L199 230V228L201 227H204V228H207V229H205L204 231H206V234H207V236L209 237V236H211V239H209V240H212L213 241V239H215L216 241H219V245L217 246L216 245V249H219V250H221V249H223V248H225L226 246H225V243L228 245L227 246V248H228V252L227 253H229V254H227V256H223V254H221L220 255V253H218L219 252V250L217 251V254H219L220 256H218V258H220V264H249L250 262V258H249V254L250 255H254V256H256L257 258L259 257V258H262V257H264V192H262V190H264V110L262 111L261 109H260V107L261 108H264V105H262V103H264V77L262 76V77H260L259 75H257L255 72H254V74L252 73V71L255 69V68H261V67H257L256 66V63L258 62V60L259 59H257L256 57ZM261 55V54H260ZM72 56V55H71ZM101 56V57H100ZM112 56V55H111ZM111 56L110 57H108V60L109 59H113L114 57H112L111 58ZM147 56V57H148ZM199 56V55H198ZM197 56V57H198ZM231 56V55H230ZM24 57H26V56H24ZM45 57V58H46ZM51 58V62L53 63V65H55V66H57V67H54L53 68V66H51L52 65V63L51 64H48V63H50V62H46V61H49L48 60V58ZM61 57V56H60ZM59 57V58H60ZM66 57H69V55L67 56L66 55ZM75 57V56H74ZM77 57V56H76ZM88 57V56H87ZM177 57V56H176ZM175 57V58H176ZM184 57H186V55L184 56ZM183 57V58H184ZM196 57V58H197ZM260 57H262L261 58V60H264V55H262V56H260ZM21 58V57H20ZM30 58H28V59H30ZM42 58H43V62H42ZM62 59L64 58V57H61ZM60 58V59H61ZM89 58V57H88ZM87 58V59H88ZM104 58H105V60H106V57H103V60H104ZM115 58V59H116ZM128 58V59H127ZM139 58V57H138ZM138 58L134 61V65H135V67H139L138 69H139V71H141L144 75L142 76V78H143V81H147L148 79H150L151 77H153L154 76V73H152V72H150L149 71V69H146V65H142L141 64V62L140 61H142V59L139 61L138 60ZM188 58H190L189 56H188ZM187 57L185 58V59H188ZM22 59V58H21ZM26 59H27V57H26ZM25 59V60H26ZM60 59H58V60H60ZM68 59V58H67ZM80 59V58H79ZM102 59V58H101ZM117 59V61H120V60H118ZM144 59V58H143ZM150 59L151 58H149V62H150ZM233 59V58H232ZM64 60H66V58L64 59ZM74 60V59H73ZM101 61V62H105V60L104 61ZM138 60V61H137ZM145 60V59H144ZM143 60V61H144ZM191 60V59H190ZM196 60V59H195ZM198 60V59H197ZM77 61V60H76ZM107 61V60H106ZM109 61H112V60H109ZM124 61V60H123ZM132 61V60H131ZM147 61V60H146ZM204 61V60H203ZM4 62H5V60H4ZM16 62V61H15ZM26 62V61H25ZM39 62V63H38ZM65 62V61H64ZM67 62V65L65 66V67H69V66H72V65H68V61H66ZM73 62V61H72ZM71 62V63H72ZM80 62V61H79ZM78 61H77V63H79ZM108 62V61H107ZM113 62H114V59H113ZM112 62V63H113ZM115 62H116V60H115ZM149 62H147V64H149ZM194 62V61H193ZM211 62H213V61H211ZM263 62V61H262ZM29 63H28V65H29ZM36 63V64H35ZM70 63V59H69V64H71ZM81 63V62H80ZM88 63H90V62H88ZM109 63V62H108ZM111 63V64H112ZM121 63H123V62H121ZM128 63H131L132 64V62H130V59H129V62ZM127 62H126V64L125 65H127L128 64ZM151 63V62H150ZM199 63V62H198ZM202 63V62H201ZM41 64V65H42ZM92 64V63H91ZM96 64V63H95ZM103 64V63H102ZM101 64V65H102ZM110 64V65H111ZM116 64H118V62H116ZM197 64V63H196ZM207 64V63H206ZM260 64V63H259ZM40 65V64H39ZM40 65V66H41ZM113 65H115V64H113ZM119 65V64H118ZM123 65V64H122ZM151 65H152V63H151ZM208 65V67H209V72H210V74H214V71L216 70V67H215V65L213 64V65H210L209 63L207 64ZM262 65V64H261ZM1 66V65H0ZM22 66V65H21ZM33 66V68H35ZM74 66V65H73ZM91 66V65H90ZM93 66V65H92ZM95 66V65H94ZM100 66V65H99ZM103 66V65H102ZM104 66L105 67H107L108 66V64L107 65H105L104 64ZM121 66V65H120ZM128 66H132V65H129L128 64ZM127 66V67H128ZM191 66H192V64H191ZM197 66V65H196ZM202 66H204V65H202ZM232 66H233V70H232ZM262 66H264V65H262ZM26 67V66H25ZM30 67V66H29ZM44 67V66H43ZM64 67V68H65ZM97 67H98V64H97ZM114 67H118V66H114ZM134 67V66H133ZM133 67H129V70H131V72H133V73H136V71H132V69L131 68H133ZM152 67H154V66H152ZM183 67V66H182ZM41 68H42V66H41ZM55 68H57L58 70H59V72H57L56 71V69ZM64 68H62V69H64ZM75 68V67H74ZM108 68V67H107ZM111 68V67H110ZM119 68V67H118ZM123 68V67H122ZM184 68V67H183ZM191 69V70H189V71H192L190 74H193L194 76H195V72H193V70L195 69H193L192 70V68L189 66L188 67V69ZM47 69H45V71H47ZM69 69H73V68H69ZM88 69H90V68H88ZM100 69H104V68H100ZM99 69V70H100ZM113 70L115 69V68H112ZM179 69H181V68H179ZM196 69H198L197 67H196ZM35 69H33V70H31L32 72L34 71ZM40 70V69H39ZM42 70H44V68H42ZM65 70V69H64ZM64 70H62L63 71V73H62V71H61V73L60 74H62V76L61 77H57L58 79L59 78H61V79H63L62 77L64 76L65 78H66V76H67V78H69V80H70V77L71 76H73V78H74V74L73 75H71V72L70 73H67V72H69V71H64ZM74 70V69H73ZM72 70V71H73ZM95 70V69H94ZM98 70V69H97ZM96 70V71H97ZM116 70V69H115ZM114 70V71H115ZM123 70V69H122ZM126 70V69H125ZM124 70V71H125ZM127 70H128V68H127ZM136 70V69H135ZM152 70V69H151ZM162 70V69H161ZM166 70V69H165ZM200 70L202 71V72H205L206 70H208V69H206L205 70V68H204V70H203V67L202 68H199L198 70H196V71H199L198 73H200ZM10 71H12V70H10ZM36 71V70H35ZM38 71V70H37ZM71 71V70H70ZM96 71H95V73H96ZM107 71H109V68L107 69ZM106 71V72H107ZM121 71V70H120ZM123 71V72H124ZM152 71H155V73H156V70H152ZM160 71V70H159ZM173 71V70H172ZM180 71V70H179ZM189 71H188V73H189ZM195 71V70H194ZM51 72V71H50ZM74 72V71H73ZM72 72V73H73ZM92 72V71H91ZM101 72H103V71H101ZM101 72L99 71V73L101 74ZM117 72H118V69H117ZM126 72V71H125ZM138 72V71H137ZM182 72V71H181ZM180 72V73H181ZM185 72V71H184ZM202 72L200 73V75L201 76H204V77H202V78H206V81H207V77L205 76L207 73H208V71H206L207 73H205V75H203L202 74ZM232 72V73H231ZM10 73V72H9ZM39 73V72H38ZM70 74V77H68L69 75H67V74ZM142 73H140V75H138L137 74V76H141V74ZM166 73H167V71H166ZM179 73V74H180ZM198 73L196 72V74L198 75ZM227 73V72H226ZM243 73V74H244ZM11 74V73H10ZM10 74H9V76H10ZM15 74V73H14ZM41 74V73H40ZM46 74H47V72H46ZM49 74V73H48ZM59 74V75H60ZM64 74H66V76L64 75ZM79 74V73H78ZM77 74V75H78ZM106 73H104L103 72V74H102V77L103 78H105V76L106 77H108L107 75H105ZM109 74H113L112 72H110L109 71ZM127 74V73H126ZM153 74V75H152ZM160 74H162L161 72L159 73V75ZM169 75H170V73H168ZM182 74V73H181ZM186 73H183L182 74V76L183 75H185ZM2 75V74H1ZM17 75V74H16ZM15 75V76H16ZM41 75H43V74H41ZM56 75V74H55ZM81 75V74H80ZM84 75V74H83ZM96 75H97V73H96ZM95 75V76H96ZM114 75H116V74H114ZM114 75H113V77H114ZM129 75V73L127 74V76ZM165 75V74H164ZM187 75V74H186ZM192 75V76H193ZM218 75V74H217ZM18 76V75H17ZM91 76H94V75H90V77ZM120 75H119V73H118V77H119ZM122 76H124L123 74H122ZM133 76V75H132ZM156 76H158V74L156 75ZM176 76H177V74H176ZM180 76V75H179ZM191 76V75H190ZM190 76L189 77H187L188 79L190 78ZM193 76V77H194ZM199 76V75H198ZM198 76H196V77H198ZM207 76H208V74H207ZM227 76V75H226ZM4 77V76H3ZM6 78H7V76H5ZM23 77H24V75H23ZM52 77V76H51ZM77 77V76H76ZM84 77V76H83ZM89 77V76H88ZM98 78H99V76H97ZM112 77V76H111ZM111 77L110 78H105V79H111ZM112 77V80L113 79H115V77L113 78ZM117 77V78H118ZM185 77V76H184ZM200 77V76H199ZM198 77V78H199ZM217 77V76H216ZM221 77V76H220ZM219 77V78H220ZM0 78H1V76H0ZM13 78V77H12ZM30 78V77H29ZM33 78V77H32ZM48 78V77H47ZM55 78V77H54ZM64 78V79H65ZM67 78H66V80H67ZM72 78V77H71ZM72 78V79H73ZM121 78H124V77H121ZM125 78H126V76H125ZM131 78V77H130ZM130 78H128V79H130ZM138 78V77H137ZM136 78V79H137ZM140 78V77H139ZM166 78V77H165ZM174 78V77H173ZM187 78H183V79H187ZM195 78V77H194ZM194 78H192V79H194ZM222 78V77H221ZM10 79H11V77H10ZM16 79V78H15ZM39 79V78H38ZM42 79V78H41ZM46 79V78H45ZM84 79V78H83ZM100 79V78H99ZM119 79H120V77H119ZM118 79V80H119ZM132 80L130 81V82H132L134 79H135V76L134 77H132L131 78ZM162 79V78H161ZM160 79V80H161ZM167 79V78H166ZM187 79V80H188ZM200 79H201V77H200ZM6 80H9V79H6ZM22 80V79H21ZM21 80H20V82H21ZM31 80V79H30ZM44 80V79H43ZM49 80H51V78L49 79ZM48 80V81H49ZM65 80V81H66ZM85 80V79H84ZM90 80V79H89ZM96 80V79H95ZM104 80V79H103ZM117 80V79H116ZM116 80H113V81H111V80H109V81H111V82H114V81H116ZM140 80H142V79H140ZM151 80H152V78H151ZM150 80V81H151ZM154 80V79H153ZM152 80V81H153ZM159 80V81H160ZM190 80V79H189ZM189 80H188V82H189ZM198 80V79H197ZM196 80V78H195V81L194 80H191V82H190V90L188 91V92H190V91H192L193 90V88H194V86L195 85H199V86H201L202 84V87L204 86L205 87V83H204V81H203V79H201V81H203L201 84H200V80H198L197 81ZM10 81V80H9ZM46 81V80H45ZM52 81V80H51ZM50 81V83H52ZM55 81V80H54ZM59 81V80H58ZM93 81V80H92ZM102 81V80H101ZM124 81V80H123ZM138 83L140 82L139 80H136ZM158 81V80H157ZM157 81H155L156 83H158ZM163 81V80H162ZM162 81H160L161 83H162ZM167 81V80H166ZM8 82V81H7ZM18 82H19V79H18ZM19 82V83H20ZM24 82V81H23ZM34 82V81H33ZM63 82V81H62ZM69 82V81H68ZM73 82V81H72ZM86 82V81H85ZM106 82H108V80L106 81ZM130 82H129V84H130ZM136 82V83H137ZM148 82V81H147ZM154 82V83H155ZM159 82V83H160ZM184 82V81H183ZM183 82H180V80H179V83L177 82V80L175 81V80H172L171 81V85L173 86V88H174V94H173V96H174V99H175V101H174V110H176V112H180V110H183V107H185L184 106V102H189V100H191L192 99V96H193V94L191 93V95L189 94V93H187V92H182V91H180L179 89H178V86H180L179 84L180 83H183ZM185 82H187V81H185ZM208 82V81H207ZM216 82V83H215ZM6 83V82H5ZM10 83V82H9ZM36 83V82H35ZM49 83V82H48ZM60 83V82H59ZM58 83V84H59ZM67 83V82H66ZM110 83V82H109ZM108 83V84H109ZM118 83H119V81H118ZM121 83H123V82H121ZM126 83V82H125ZM120 84V86H124L125 87V85L127 84L128 85V83H126V84ZM133 83H134V81H133ZM153 83V82H152ZM156 83H155V85H156ZM198 83V84H197ZM214 83H215V87L213 88V89H215L216 90V88L218 87V85L217 84H219L220 82H219V80H218V77L216 78V80H214ZM16 84V83H15ZM28 84H29V81H28ZM47 84V83H46ZM52 84H54V83H52ZM70 84V83H69ZM74 84V83H73ZM80 84V83H79ZM102 84H103V82H102ZM107 84V85H108ZM113 84V83H112ZM117 84V83H116ZM115 84V85H116ZM140 84H142V83H140ZM139 84V85H140ZM145 84V83H144ZM146 84H149V83H146ZM169 84V83H168ZM187 84V83H186ZM205 84V85H204ZM5 85V84H4ZM9 85V84H8ZM34 85V84H33ZM40 85V84H39ZM42 85V84H41ZM48 85V84H47ZM65 86H66V84H64ZM64 85H61V86H64ZM89 85V84H88ZM109 85H111V83L109 84ZM131 85L133 86V84L131 83ZM134 85H135V83H134ZM210 84H208V86H209ZM12 86V85H11ZM16 86V85H15ZM18 86H21L20 84L18 85ZM24 86V85H23ZM44 86V85H43ZM70 86H71V84H70ZM74 86V85H73ZM114 86V85H113ZM116 86H119V85H116ZM142 86V85H141ZM146 86V85H145ZM158 86H161V90H163V92H164V90H165V93H166V91H167V89H165L166 87H164V85L162 86V85H158ZM155 87V86H153V85H150L149 86V88H147V90H146V92L144 93V89H141L142 91H143V95H145L146 94V96H144V97H146V99H148L147 97L148 96H153V94H155V93H157L158 94V96H155V99H157V101L159 102V103H157L156 105H160L161 103H162V101H164V99L166 98V97H164L163 96V98H160V96H159V93H161L160 91L161 90H159L160 88L159 87ZM183 87L184 86H186V85H182ZM217 86V87H216ZM222 86H223V84H222ZM7 87V86H6ZM22 87V86H21ZM36 87H38V86H36ZM41 87V86H40ZM48 87H50V86H48ZM76 85L74 86V89L76 90ZM140 87V86H139ZM139 87L137 88V89H139ZM187 87V86H186ZM2 88V87H1ZM12 88H14V87H12ZM53 88H55V87H53ZM62 88V87H61ZM106 88V87H105ZM114 88V87H113ZM159 88V89H158ZM189 88V87H188ZM206 88V87H205ZM204 88V89H205ZM218 88H220V87H218ZM44 89V88H43ZM72 89H73V87H72ZM91 89V88H90ZM111 88L109 87V91H111L110 90ZM117 89V88H116ZM134 89H135V87H134ZM134 89L132 88V90H133V92H134ZM203 88H202V90H204ZM7 90H9V89H7ZM20 90H21V88H20ZM60 91H61V89H59ZM68 90V89H67ZM66 90V91H67ZM77 90H79V88H77ZM86 90H88V89H86ZM113 90V89H112ZM130 90H131V88H130ZM136 90V89H135ZM159 92H158V91ZM200 90H201V88H200ZM219 90V91H220ZM17 91H18V89H17ZM17 91H15V92H17ZM25 91V90H24ZM53 91H54V89H53ZM52 91V92H53ZM58 91V90H57ZM56 91V92H57ZM65 91V92H66ZM72 91V90H71ZM80 91V90H79ZM94 91H95V94H96V90H93V93H94ZM101 91H102V89H101ZM109 91H108V95H110L111 94V92H110V94H109ZM115 91V90H114ZM126 91V90H125ZM127 91H128V89H127ZM187 91V90H186ZM26 92V91H25ZM31 92V91H30ZM59 92V91H58ZM84 92V91H83ZM98 92V91H97ZM107 92V91H106ZM113 92V91H112ZM129 92H131V91H129ZM132 92V93H133ZM195 92V91H194ZM203 92H206V91H203ZM13 93V92H12ZM55 93V92H54ZM62 93V91L60 92V94ZM72 93V92H71ZM102 93V92H101ZM105 93V92H104ZM116 93V92H115ZM152 93V94H151ZM14 94V93H13ZM15 94H17V93H15ZM42 94V93H41ZM49 94V93H48ZM51 94V93H50ZM56 94V93H55ZM59 94V95H60ZM67 94V93H66ZM70 94V93H69ZM73 94V93H72ZM88 94V93H87ZM106 94V93H105ZM113 94V93H112ZM188 94V95H187ZM206 94V93H205ZM35 95V94H34ZM46 95V94H45ZM54 95V94H53ZM53 95L51 96L52 97V99H53ZM58 95V94H57ZM63 95V94H62ZM62 95H60L61 97H63ZM89 95V94H88ZM97 95V94H96ZM129 95V94H128ZM170 94H167V96H169ZM3 96V95H2ZM26 96V95H25ZM67 96V95H66ZM65 96V97H66ZM72 96V95H71ZM71 96H68V97H71ZM84 96V95H83ZM114 96H115V94H114ZM119 96V95H118ZM121 96V95H120ZM130 96V95H129ZM132 96V95H131ZM150 96V97H151ZM28 97V96H27ZM37 97V99H38V97L39 96H36ZM41 97H43V96H41ZM50 97V98H51ZM90 97V96H89ZM113 97V96H112ZM112 97H111V99H112ZM116 97V96H115ZM134 97V96H133ZM150 97H149V99H150ZM171 97V96H170ZM30 98V97H29ZM57 98H59V97H57ZM72 98H73V100H75L74 99V96H72ZM77 98V97H76ZM86 98V97H85ZM93 98V97H92ZM107 97H104V99H106ZM110 98V97H109ZM108 98V99H109ZM128 97L126 96V99H127ZM153 97H151V100H153L152 99ZM172 98V97H171ZM196 98V99H197ZM218 98L220 99V98H222V99H220V100H218ZM0 99H1V97H0ZM14 99V98H13ZM19 99H22V98H19ZM31 99V98H30ZM36 99V100H37ZM62 99V98H61ZM80 99V98H79ZM116 99V98H115ZM117 99H119V97L117 98ZM126 99H124V100H126ZM129 99H134V98H130L129 97ZM154 99V100H155ZM169 99V98H168ZM3 100V99H2ZM2 100H0V101H2ZM16 100V99H15ZM55 100V99H54ZM66 100H67V98L65 99V103H66ZM93 100V99H92ZM101 100V99H100ZM113 100H114V98H113ZM124 100H123V102H124ZM128 100V99H127ZM126 100V101H127ZM135 100H137V98H135L134 99V101ZM139 100H140V98H138V102H139ZM8 101V100H7ZM10 101V100H9ZM24 101V100H23ZM28 101H29V99H28ZM32 101V100H31ZM30 101V102H31ZM50 101V100H49ZM68 101H72V99L71 98H69L68 99ZM82 101V100H81ZM97 101H99L98 99H97ZM124 102V104L123 105H125V103L127 104V103H129L131 100H129V101H127V102ZM133 101V100H132ZM131 101V102H132ZM41 102H43V101H41ZM40 101H39V103H41ZM45 102V101H44ZM69 102V103H70ZM75 102H77L78 103V101L77 100H75ZM110 102V101H109ZM114 102H115V100H114ZM113 102V103H114ZM116 102L117 103H119V101H117L116 100ZM137 102V101H136ZM145 101H142V104L144 105V104H146V103H144ZM150 102V100L147 102V104ZM188 102H187V104H188ZM192 101H190V103H191ZM199 102V101H198ZM5 103H7V102H5ZM53 103H54V101H53ZM92 103V102H91ZM96 103V102H95ZM94 103V104H95ZM98 103V102H97ZM108 103V102H107ZM111 103V102H110ZM121 103H122V101H121ZM152 101L149 103V104H151L152 105ZM188 104V105H191V104ZM200 103V102H199ZM8 104V103H7ZM116 104V103H115ZM115 104H110L112 107L113 106H115ZM135 104V103H134ZM133 104V105H134ZM148 104V105H149ZM155 104V103H154ZM154 104H153V106H154ZM3 105H6V104H3V102H2V106ZM16 105V104H15ZM30 105V104H29ZM50 105V104H49ZM72 105V104H71ZM70 105V106H71ZM77 105V104H76ZM91 105V104H90ZM107 105V104H106ZM119 105H120V108L122 107L121 105L122 104H120L119 103ZM132 105V106H133ZM137 105H138V103H137ZM192 105V106H193ZM7 106V105H6ZM75 106V105H74ZM94 106V105H93ZM118 106V105H117ZM116 106V107H117ZM126 106V105H125ZM131 105H128L127 107H129V108H131L130 107ZM139 106V105H138ZM145 106V105H144ZM150 106V105H149ZM164 106V105H163ZM260 106V107H259ZM14 107H16V109H17V106H14ZM37 107V106H36ZM57 107V106H56ZM72 107V106H71ZM88 107V106H87ZM86 107V108H87ZM108 107H109V104H108ZM127 107L126 108H124L123 110H124V112H129V114L131 113L132 115H133V113H134V115H135V112H133L135 109L134 108H138V107H133L132 109H133V113L131 112V110L132 109H127ZM140 107H141V103H140ZM152 107V106H151ZM150 107V108H151ZM187 107V106H186ZM193 107V108H194ZM0 108L2 109V107H1V104H0ZM61 108V107H60ZM115 107H113L112 109H114ZM144 108V107H143ZM147 109L145 110V108H144V110L145 111H147L148 109H149V107H146ZM249 108H251V109H253L254 111H257V112H259V114L260 115H257V114H253L252 113V111H251V109H249ZM0 109V110H1ZM5 109H7L6 107H5ZM46 109H47V107H46ZM75 110H76V108H74ZM107 110H109L110 109V107H109V109L108 108H106ZM117 109V108H116ZM127 109V111H125ZM139 109V108H138ZM138 109H136L135 111H137ZM141 109V111H142V107L140 108ZM187 109V108H186ZM189 109V108H188ZM15 110V109H14ZM42 110V109H41ZM59 110V109H58ZM61 110V109H60ZM111 110V109H110ZM115 110V109H114ZM113 110V111H114ZM122 110V109H121ZM122 110V111H123ZM143 110V111H144ZM153 110V109H152ZM8 111V110H7ZM11 112L13 111L12 109L10 110ZM48 111V110H47ZM105 111V110H104ZM141 111H139L138 110V112H140L141 113ZM4 112V111H3ZM10 112V113H11ZM25 112V111H24ZM24 112H22V114L24 113ZM40 112V111H39ZM43 112H45V111H43ZM112 112V111H111ZM117 112V111H116ZM116 112L114 111V113H113V115L111 114L110 116H112V117H116ZM8 114H10L9 113V111L7 112ZM13 113H16V110H15V112L13 111ZM13 113H11L12 115H13ZM18 113V112H17ZM21 112H20V110H19V114H20ZM107 113H110V111L108 112L107 111ZM118 113V112H117ZM125 113V114H126ZM137 113V112H136ZM195 113V112H194ZM200 113V112H199ZM255 113V112H254ZM6 113H2V115H5ZM8 114H6L5 116H6V118L5 119H3V121L5 122L6 120H8L9 118H8ZM18 114V115H19ZM22 114H20L19 116H18V118H22L21 117V115ZM25 114V113H24ZM43 114V113H42ZM41 114V115H42ZM68 114V113H67ZM66 114V115H67ZM75 114H76V112H75ZM116 114V115H115ZM119 114V113H118ZM128 114V115H129ZM130 114V115H131ZM142 114H144V113H142ZM146 114V113H145ZM144 114V115H145ZM172 114V113H171ZM218 114V113H217ZM2 115H0V116H2ZM8 115V116H7ZM11 115V116H12ZM39 115V114H38ZM109 115V114H108ZM130 115H129V117H130ZM137 116H138V113L136 114ZM151 115V114H150ZM10 116V117H11ZM14 117H11V118H16V116H15V114L13 115ZM24 116H26V115H24ZM28 116V115H27ZM30 116V115H29ZM32 116V115H31ZM48 116V115H47ZM51 116H53V115H51ZM106 116H107V114H106ZM105 115H103L102 117L104 118V117H106ZM110 116H108V117H106L107 118V124H110L109 123V121L110 122H112L111 120V118H110ZM141 116V115H140ZM139 116V117H140ZM146 116V115H145ZM144 116V117H145ZM202 116V115H201ZM4 117V116H3ZM44 117V116H43ZM18 118H16V119H18ZM25 119H26V117H24ZM24 118H22V119H24ZM31 118H33V117H31ZM42 118V117H41ZM40 118V119H41ZM108 118L109 119H111V120H109L108 121ZM117 118V117H116ZM120 118V117H119ZM13 119H10V121L9 122H11V124H12V121L14 122V120ZM22 119H19V121L18 120H16V127H18L17 125H19V124H17V123H20V122H22ZM35 119V118H34ZM38 119H39V117H38ZM77 119H78V116H77ZM76 119V120H77ZM124 119V118H123ZM145 119V118H144ZM2 120V119H1ZM1 120H0V122H1ZM21 120V121H20ZM27 120V119H26ZM25 120V121H26ZM36 120V119H35ZM71 120H72V118H71ZM101 120H102V118H101ZM104 120V119H103ZM115 120V119H114ZM121 120V119H120ZM3 121L1 122V123H3ZM18 121V122H17ZM41 121H42V119H41ZM44 121H46V120H44ZM49 121V120H48ZM39 122V121H38ZM43 122V121H42ZM100 122H102V121H100ZM105 122V121H104ZM123 122V121H122ZM121 122V123H122ZM1 123H0V125H1ZM7 123H8V121H7ZM45 123V122H44ZM43 123V124H44ZM103 123V122H102ZM101 123V124H102ZM116 123V122H115ZM10 124V123H9ZM29 124V123H28ZM32 124V123H31ZM40 125L42 124V123H39ZM112 124V123H111ZM117 125H118V123H116ZM36 125H38V124H36ZM36 125L34 126V127H36ZM40 125H38V126H40ZM121 125H123V124H121ZM3 126H4V124H3ZM102 126H103V124H102ZM116 126V125H115ZM2 127V126H1ZM0 127V128H1ZM7 127V126H6ZM12 127V126H11ZM27 127H30V126H27V124H26V126H25V128H27ZM34 127H33V129H32V131H31V129H30V131L29 130H27V131H29V133H32L34 130H36V128H39V127H36L35 129H34ZM45 127V126H44ZM8 128V127H7ZM13 128L14 127H12V131H13ZM32 128V127H31ZM29 129V128H28ZM252 129H257V130H259V132L258 133H256L255 134V136H252V137H247L246 135H248V134H245V133H243V132H241V130H252ZM15 130H17V128L15 129ZM46 131L48 130L47 128L45 129ZM107 130H108V128H107ZM18 131H20V126H19V129L17 130V132L15 133V135L17 136V133H18ZM49 131V130H48ZM47 131V132H48ZM62 131V130H61ZM2 132V131H1ZM14 132V131H13ZM46 132V133H47ZM91 132V131H90ZM3 133H4V131H3ZM26 133V134H25ZM29 133H27L25 130H24V136L25 135H27V137H29ZM34 133V132H33ZM61 133V132H60ZM104 133V132H103ZM11 134H13L12 132H11ZM20 134V133H19ZM44 134V133H43ZM92 134V133H91ZM10 135V134H9ZM14 135V134H13ZM35 135V134H34ZM49 135H50V133H49ZM96 135V134H95ZM102 135V134H101ZM8 136V135H7ZM7 136H6V138H7ZM16 136H14V139L12 138L13 136H11L10 135V139L12 138L13 140H15V138H16V142H15V144H16V146H14V148L16 149H13V147H12V149L14 150L13 152L11 151L10 153H12V154H15V152L18 150V151H21L22 150V156H21V153L20 152H18V153H20V157L21 158H27V159H20L21 161L23 160V161H28V160H30V162H31V164L33 165V166H35L36 167V165H39L40 164V161L43 159V158H41V157H44V160H47V159H45L46 158V156H48L46 153L47 152H45L44 153V156H43V150L44 149H46L45 147H41V149H39L40 148V146L43 144H33L31 141H30V143L31 144H29V140H26V143H28V145H25V147H26V150H25V152H23L24 151V147L20 150L19 148H20V146L22 145V141H21V144L19 143L20 142V140H19V142L17 141L18 139H17V137ZM24 136H22L21 138H23ZM30 136L32 137V139L34 138V136L32 135V134H30ZM59 136H61V135H59ZM97 136H100V135H97ZM221 136H222V134H221ZM220 136V137H221ZM227 136V135H226ZM9 137V136H8ZM31 137H29L30 138V140H32L31 139ZM95 138H96V136H94ZM107 137V136H106ZM223 137H224V134H223ZM20 138V137H19ZM45 138V137H44ZM59 138H61V137H59ZM206 138V137H205ZM8 140H9V138H7ZM11 139V140H12ZM24 139V138H23ZM43 138H41V140H42ZM46 139V138H45ZM101 139H103V137L102 138H100V140ZM106 139V138H105ZM207 140H210V139H208V138H206ZM225 139V138H224ZM2 140H4V136H3V138H2ZM12 140V141H13ZM97 140V139H96ZM227 140V139H226ZM28 141V142H27ZM45 141V140H44ZM55 141L57 142V139H55ZM17 142L19 143V145L17 144ZM34 142V141H33ZM35 142H37V140L35 141ZM42 142V141H41ZM47 142V141H46ZM53 142V141H52ZM56 142H55V144H56ZM81 142V141H80ZM210 142V141H209ZM99 143V142H98ZM14 144V143H13ZM33 144V145H32ZM31 145H32V148H29V150H27L28 148L27 147H31ZM47 145V143H45V145L44 146H46ZM52 145H54V143H52ZM225 145H228L227 143L225 144ZM19 146V147H18ZM23 146V145H22ZM33 146H35L34 148H33ZM43 146V145H42ZM72 146V145H71ZM73 146H74V143H73ZM101 146V145H100ZM53 147V146H52ZM52 147H50L51 149H53ZM56 147V146H55ZM55 147H54V149H55ZM43 148V149H42ZM68 148V147H67ZM186 148V147H185ZM200 148V149H199ZM228 148V149H227ZM48 149V148H47ZM46 149V150H47ZM87 149V148H86ZM97 149H98V151H99V148L97 147ZM179 148H173V151H177L178 152V154H179V156H180V151L178 150ZM10 150H11V148H10ZM9 150V151H10ZM41 150V151H40ZM45 150V151H46ZM5 151V150H4ZM39 151L41 152V154H39L40 155V157H39V155H38V153H39ZM48 151V150H47ZM89 151V150H88ZM212 151H215L216 153V155H218L219 156V158H217V159H212L211 158V156H212V154H214V153H212ZM16 152V153H17ZM96 152V150L93 152V153H95ZM100 152V151H99ZM6 152H4V154H5ZM8 153V152H7ZM49 153H51V152H49ZM84 153V152H83ZM89 154H91V152H88ZM185 153V154H186ZM46 154V155H45ZM86 154V153H85ZM82 155V152H81V155L83 156V157H81V155L79 154V156H75V158L74 159H72V161L71 162H69V163H67V164H64V166L62 165V167H60L61 169H59L58 170V168L55 170V175H56V173H57V176H60V175H63V174H61L59 171H61V172H65V174L66 175H69L70 176V174H72V175H74L75 173H77V172H79L80 170H82L83 171V169L81 168V166H83L84 164L85 165H88V164H86V161L88 162V160H89V162L91 163V162H94L95 161V159H97V158H91L90 156H89V154L87 155ZM3 155V154H2ZM7 155V154H6ZM38 155V156H37ZM42 155V156H41ZM94 155V154H93ZM181 155H182V153H181ZM8 156V155H7ZM69 156V155H68ZM18 157V156H17ZM70 157V156H69ZM94 157V156H93ZM97 157V156H96ZM6 158V157H5ZM9 158V157H8ZM29 158H31V159H29ZM40 158H41V160H40ZM49 158V157H48ZM67 158V157H66ZM90 158H91V160L93 159L94 161H90ZM71 159V158H70ZM181 159H182V157H181ZM4 160V159H3ZM43 160V161H44ZM50 160V159H49ZM51 160H53V159H51ZM5 161V160H4ZM42 161V163H44ZM88 162V163H89ZM96 163H97V161H95ZM28 163H29V161H28ZM41 163V164H42ZM30 164V165H31ZM40 164V165H41ZM63 164V163H62ZM92 164V163H91ZM95 164V163H94ZM6 165V164H5ZM28 165V164H27ZM39 165V166H40ZM46 165H48V163H46ZM45 165V166H46ZM96 165V164H95ZM174 165H176V167H179V166H182V165H177V163H175ZM38 166V168H40ZM57 166V165H56ZM30 167V166H29ZM42 167H44V166H42ZM51 167V166H50ZM173 167V166H172ZM32 168V167H31ZM38 168H37V170L36 171H38ZM48 168V171H50L49 170V167H47ZM175 168V167H174ZM44 169V168H43ZM178 169V168H177ZM176 168H175V170H177ZM180 169V168H179ZM40 170V169H39ZM167 170V169H166ZM165 170V171H166ZM164 171V170H163ZM162 171V172H163ZM168 171H169V169H168ZM28 172H29V170H28ZM67 172V173H66ZM170 172V171H169ZM171 172H173V171H171ZM170 172V173H171ZM180 173V171H178L177 170V173ZM26 173V172H25ZM49 173H51V172H49ZM60 173V175H58ZM69 173V174H68ZM164 173V172H163ZM166 173V172H165ZM170 173H168V174H170ZM178 173V174H179ZM27 174V173H26ZM52 174V173H51ZM177 174V175H178ZM71 175V176H72ZM52 176V175H51ZM56 176V177H57ZM65 176V175H64ZM70 176V177H71ZM165 176V175H164ZM164 176H163V178H164ZM167 176V175H166ZM165 176V177H166ZM27 177V176H26ZM141 177V176H140ZM51 179H52V177H51ZM57 179V178H56ZM64 179V178H63ZM70 179V178H69ZM73 179V178H72ZM155 179H160L159 178V176L158 175H156V177L152 180V183H151V185L148 187V190L150 191L152 188H153V185H154V183H156L155 181ZM60 180H61V178H60ZM65 180V179H64ZM66 180H68L67 178H66ZM71 180V179H70ZM69 180V181H70ZM128 180V179H127ZM127 180H125V181H127ZM164 180V179H163ZM174 180H175V178H174ZM53 181V180H52ZM55 181V180H54ZM113 181V182H112ZM149 181V180H148ZM176 181H177V179H176ZM147 182V181H146ZM178 182V181H177ZM180 182V181H179ZM178 182V183H179ZM54 183V182H53ZM162 183V182H161ZM160 183V184H161ZM142 185V182H141V184H140V186ZM179 185V184H178ZM178 185H176V187L178 188V190H180L179 189V187H178ZM182 185H180V186H182ZM121 185L120 184H116L115 183V181L113 180V179H109V180H106V182L105 181H103V182H101V181H99V180H97V182L96 183H94L93 184V188H95L96 189V191H93L92 192V194H91V196L89 197V199H87L88 200V202L87 203H85V205H86V207H85V209H83V210H81L80 212H79V214H77V219H78V221H80V222H78V224H79V226H80V228L82 227V226H84V225H90V224H95V222L94 221H99L101 218H103V217H106V216H108V215H110V214H112L113 216H115V215H117V216H124V213H126V210H131V208H132V206H133V201H135V200H132V199H130V197L129 196H126V195H122L121 194V192L118 190V188L120 187ZM164 186H166V185H164ZM155 188H156V186H154ZM157 187H159V186H157ZM165 188V187H164ZM261 188H262V190H261ZM125 189V188H124ZM141 189L142 188H140L139 190H138V195H139V193H140V191H141ZM171 189H173L172 188V185H171ZM147 190V191H148ZM158 190V189H157ZM160 190V189H159ZM162 190V189H161ZM175 190V189H174ZM181 191V193L180 194H183V192ZM151 192V191H150ZM167 193V192H166ZM143 194V193H142ZM168 194H170V193H167V197L169 198H171V200H173V202L175 201V199L178 201L179 199L177 198V195H169L168 196ZM175 194V193H174ZM145 196V195H144ZM143 196V197H144ZM156 196V195H155ZM165 197V196H164ZM167 197L165 198V199H167ZM180 197V196H179ZM153 198H155V197H153ZM158 198H160V197H158ZM187 198V199H188ZM146 199H147V197H146ZM163 199V198H162ZM157 200V199H156ZM159 200V199H158ZM164 200V199H163ZM170 200V199H169ZM142 201V200H141ZM145 201V200H144ZM147 201H149V200H147ZM168 201V200H167ZM152 202V201H151ZM158 202V201H157ZM138 203H139V200H138ZM144 203V202H143ZM171 203V202H170ZM175 203V202H174ZM177 203H175V204H177ZM172 204V203H171ZM161 205V204H160ZM159 205V206H160ZM154 206V205H153ZM171 206V205H170ZM172 206H173V204H172ZM172 206H171V208H172ZM186 206V205H185ZM151 207V206H150ZM157 207V206H156ZM160 208V207H159ZM171 208L169 209V207H168V209L169 210H171ZM149 209V208H148ZM164 209V208H163ZM154 210V209H153ZM162 210V209H161ZM169 210H167V212H165V213H167V215H168V211ZM159 211V210H158ZM165 211H166V209H165ZM174 211V210H173ZM182 211H185V215H183V214H181L182 213ZM160 212V211H159ZM137 213V212H136ZM153 213H154V211H153ZM152 213V214H153ZM160 213H163V212H160ZM159 214V213H158ZM147 216H149V214L147 215ZM156 216V215H155ZM154 216V217H155ZM112 217V216H111ZM153 218V217H152ZM163 219H164V217H162ZM169 219H171L170 217H169ZM146 220H144V222H145ZM150 221V220H149ZM165 221V220H164ZM169 221V220H168ZM146 223V222H145ZM153 223H155V222H153ZM158 223V222H157ZM167 223V222H166ZM147 224V223H146ZM160 224H162V223H160ZM169 225H168V227H169ZM174 225V226H173ZM152 226V225H151ZM164 226V225H163ZM173 226V227H172ZM140 227V226H139ZM154 227V226H153ZM138 228V227H137ZM143 228V227H142ZM145 228V227H144ZM143 228V229H144ZM150 228H152V227H149V229ZM157 228H159L158 226H157ZM161 228V227H160ZM163 228V227H162ZM135 229H136V225H135ZM139 230V229H138ZM137 230V231H138ZM148 230V229H147ZM157 230V229H156ZM165 230H166V228H165ZM168 230H169V228H168ZM154 231V230H153ZM170 231V230H169ZM172 231V232H173ZM144 232V231H143ZM147 232V231H146ZM151 232V231H150ZM158 232V231H157ZM173 232V233H174ZM228 232V234L230 233V234H232V235H230L231 237H229V239H233V241H228V242H226L225 241V239L227 238L228 239V236L226 237V236H224V234H226ZM142 233V232H141ZM145 233V232H144ZM169 233V232H168ZM174 233V234H175ZM180 233V232H179ZM182 233V232H181ZM183 233H184V231H183ZM192 231H191V234H190V236L192 235ZM161 234V233H160ZM163 234V233H162ZM165 234H166V232H165ZM194 234H195V231H194ZM156 235H158V233H156ZM169 235V234H168ZM172 235V234H171ZM179 235V234H178ZM144 237H145V235H143ZM142 236V237H143ZM177 236V235H176ZM199 238L201 239V243H202V240H205V244H206V241H207V239H204L205 237H203L202 236V233H201V235H200V233H199ZM202 238H201V237ZM206 236V237H207ZM232 236H234L233 238H232ZM139 237V236H138ZM147 237V236H146ZM156 237V236H155ZM164 237V236H163ZM192 237V236H191ZM195 237V236H194ZM225 237V239H223ZM161 238V237H160ZM196 238V237H195ZM198 238V237H197ZM136 239H137V237H136ZM142 239V238H141ZM148 239H150V240H152L151 238H148ZM165 239V238H164ZM170 239V238H169ZM171 239H172V237H171ZM184 239H185V237H184ZM193 239V238H192ZM228 239V240H229ZM138 240V239H137ZM139 240H140V238H139ZM163 240V239H162ZM167 240V239H166ZM196 240V239H195ZM209 240H208V242H209ZM134 241H135V239H134ZM141 241V240H140ZM140 241L139 242H137V243H139V245L141 244L140 243ZM161 241V240H160ZM132 242H133V240H132ZM142 242H143V240H142ZM147 242V241H146ZM145 242V243H146ZM164 242V241H163ZM198 242V241H197ZM199 242V244L201 245V243ZM144 243V242H143ZM193 243H194V241H193ZM133 244H136V243H133ZM185 244H186V242H185ZM196 244V243H195ZM198 244V245H199ZM138 245V244H137ZM138 245V246H139ZM143 245V244H142ZM150 245V244H149ZM154 245V244H153ZM187 245V244H186ZM204 245V244H203ZM208 245V244H207ZM137 246V247H138ZM144 246H147V245H144ZM151 246H152V244H151ZM206 246V245H205ZM132 247H133V245H132ZM136 247V246H135ZM148 247V246H147ZM146 247V248H147ZM150 247V246H149ZM199 247V246H198ZM215 247V246H214ZM217 247H219V248H217ZM143 248V247H142ZM142 248H141V250H142ZM152 248H155V247H152ZM185 248V247H184ZM227 248H225L224 250L226 251L227 250ZM157 249V248H156ZM148 250V249H147ZM150 250V249H149ZM152 250H154V249H152ZM151 250V251H152ZM187 250H189V249H187ZM215 250V249H214ZM140 251V250H139ZM200 251V250H199ZM230 251V252H229ZM138 252V251H137ZM144 252V251H143ZM161 252V251H160ZM184 252V251H183ZM194 252V251H193ZM192 252V254H194ZM211 252H212V250H211ZM134 254H135V252H133ZM145 254H147L146 252H144ZM151 253V252H150ZM149 253V254H150ZM204 252H203V249H202V251H201V254H203ZM148 254V255H149ZM161 254V253H160ZM198 254V253H197ZM200 254V253H199ZM210 254V253H209ZM133 255V254H132ZM144 255V254H143ZM147 255V256H148ZM186 255V254H185ZM195 255V254H194ZM146 256V255H145ZM176 257H177V255H175ZM175 256H173V258L175 257ZM187 256V255H186ZM185 256V257H186ZM196 256V255H195ZM198 256V255H197ZM201 256V255H200ZM217 256V255H216ZM215 256V257H216ZM139 257H142V255L141 256H139ZM153 257V256H152ZM181 257V256H180ZM179 257V258H180ZM192 257H194V256H192ZM113 258V257H112ZM151 258V257H150ZM210 258V257H209ZM217 258V257H216ZM216 258H214V259H216ZM134 259V258H133ZM136 260L137 259H140V258H135ZM176 259V258H175ZM199 259V258H198ZM252 259V258H251ZM264 259V258H263ZM179 260V259H178ZM185 260H187V258L185 259ZM192 260V259H191ZM208 260V259H207ZM132 261V260H131ZM134 261V260H133ZM140 260H138V262H139ZM164 261V260H163ZM170 261V260H169ZM197 261V260H196ZM199 261V260H198ZM211 261V260H210ZM254 261V260H253ZM253 261H252V263H253ZM259 261V260H258ZM262 260H260V262H261ZM152 263H153V261H151ZM156 262V261H155ZM177 262V261H176ZM181 262V261H180ZM188 262V261H187ZM219 262V261H218ZM256 262V261H255ZM263 262V261H262ZM129 263V262H128ZM134 263L135 264H138V263H136L135 261H134ZM140 263V262H139ZM151 263V264H152ZM172 263H174L173 261H172ZM193 264H194V262H192ZM264 263V262H263ZM126 264V263H125ZM130 264V263H129ZM143 264V263H142ZM147 264V263H146ZM156 264V263H155ZM168 264V263H167ZM187 264V263H186ZM216 264H217V262H216ZM219 264V263H218ZM254 264V263H253ZM260 264V263H259Z\"/></svg>",
    "mask_w": 264,
    "mask_h": 264
}]
</instances>
